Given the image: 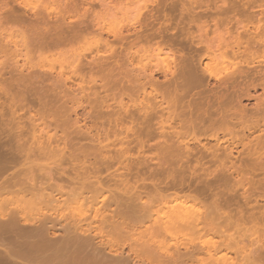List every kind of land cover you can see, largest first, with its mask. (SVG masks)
I'll list each match as a JSON object with an SVG mask.
<instances>
[{"label":"bare ground","instance_id":"6f19581e","mask_svg":"<svg viewBox=\"0 0 264 264\" xmlns=\"http://www.w3.org/2000/svg\"><path fill=\"white\" fill-rule=\"evenodd\" d=\"M172 1H173V3L171 2V4L168 5L167 0H153L151 3L152 8H149L148 5L142 6L141 3L140 4L135 3V6L133 4L134 10H136L138 12L137 15L135 16L134 22L130 25L124 24L122 26L119 34L115 37L113 42H111L110 40H104V41L102 40V43L105 44V47L107 48V52L110 51L112 53V56H110L111 54H109V55H107V57H105V59H102L103 56H100L101 58H98V57L96 58V56H94V57L90 58V60H88L89 58H86L87 56H83L84 54L81 53L82 54L81 56L78 55V51H77L76 46L78 45L79 42L81 43V40L85 41L88 37H90L92 35H97V36L101 37L105 33H108V34L110 33V32H108L109 29H107L108 21L106 20V18L109 15L111 9H113L115 7L114 3L112 4L110 2L111 4H108L109 3L108 2L106 5L103 3L104 5L102 8H103L104 12L102 13L103 15H101V16L93 15L94 12H91L92 10L90 11V13H93V14H90L87 11L89 8L86 4L88 9L85 11V7H84V12L85 13L88 12L90 15H86L87 17H85L84 20H82L83 16L85 15L84 13H83L84 15L82 16V19H81V17H80V19H77V18H79L78 15H76V17L71 16L70 18L66 19L68 17L67 15L69 13L71 15V13L73 14L75 11H78L77 9L80 10L81 6H84V4L79 3L78 0H64L63 3L64 2L65 3L63 5V3L61 2V5H63V6L61 7V9L59 10V12L57 13L56 16H54L52 13H50V15L52 14V17L49 15L47 16V14L44 15V13L37 14L35 12H34L33 17L32 16L30 17L28 11L31 8L29 7L30 9L28 10V8L26 6L27 4L24 3L25 5H22V3H20L21 5L20 4L18 5L17 4L18 2H15L16 5L21 7V8L19 7L21 11H19V9L17 8L18 6L16 7V5H15L14 7H16V8H14V7L9 5V2H10L9 0H0V12H1L0 17H1V19L4 18V19H2V20H4V21H2V22H4V24H8L9 26H12V27L21 25V28H23L25 26H26V28L30 27L31 29H33V28L37 29L38 27L42 28V30L40 28H38L39 29L38 31H40V32H38L36 34L37 31H35V35L33 36V38H32V36L31 37L29 36L30 39L28 38L29 40L26 42V45L24 44V47L27 49V52L30 53V55H32V53H34V52H36L37 54L40 53V56H44L46 53L50 54L52 52L53 53L54 52L55 53L56 52L57 53L58 52H61V53L62 52L63 53L69 52L76 57V62L73 66V73L76 76L79 75L80 77H83L84 76L83 73L88 72V74L90 73L91 75L96 74V77L99 76L97 79H101V81L99 80L100 83L98 84L99 89H97L96 83L94 84V86L92 85L93 87H89V88L87 86H85L86 87L85 88L84 85H83L84 88L78 87L77 90H79V94L82 97L83 96H86V97L87 96L88 97L93 96L96 99V100L94 99L95 101H93V102H97L98 100H100L101 106L109 104V100H111L112 98L113 99L115 98L116 100H117V98L120 99V110L118 108L117 112L115 111V113H114V111H113V113L110 112L109 114L104 112L105 114H107V115H104V116H106V118L102 114H99V113L98 114L100 116L96 115V117H95L97 119L98 116H99V118H101V116H103L101 119L98 118L99 120L98 119L97 120L98 121L102 120L103 124H105V122H106L108 127H105L106 124L104 126L101 124L103 128L100 127L99 130H97V133L95 132L96 134H94V135L92 134L93 130L90 127L88 130L85 129L87 131V135H89L88 136L89 141H90V139H92L91 144L93 145L95 142L96 145H98V146L95 147L96 145L94 144L95 146H93V147L90 146L88 149H85V150H84V148L86 146L84 148L81 147L83 140H85L86 138H87L86 140H88L86 132L84 133L82 131V127H81L82 132H79V134L82 133V134H85L86 136L84 137L82 135V137L84 139H82V137L77 138L76 135H79V134H77L78 132L75 133L76 134L75 136H76V140H78V142L80 140L82 141L81 143L80 142L78 143L77 141L76 142H77V144H79L78 146L80 147V149L82 148L81 150H83V151H81L80 149L78 150L77 149L78 146H76L77 144L73 143L74 146L77 148H75L76 150H74V151L72 150L73 152H70V154L68 153L69 155H67V153L63 154V152L65 151V148H62V146H63L62 144L68 142L65 140L68 138L69 139L72 138L74 132L73 133L71 132L72 134L69 133V135L67 133H64L63 131H65V130H63V129H65V127H63V129L61 128L63 126L62 121H61V124H62L61 127H60V125L59 126L57 125V122L55 124V127L57 126V127H60L62 129V131H61V129H60V131L62 132L63 137L58 136V133L56 135V132H58V130H55L57 128L56 127L54 129L56 132L50 133V134H53L52 136H50V135L47 136L48 139H46V137H45L44 140H46V141H42L44 137L42 138V134H41V137L38 134L39 136L38 135L37 136L42 138V139H38V137H37V139H38L37 140L35 137L36 135H35L34 137L37 140V142L35 143V142H33L34 138H31V136H32V134H31L29 140L30 141H31V139L33 140V141H31V143L33 142V145H32V144H29L30 141L27 142L28 144L26 143V141H25V143H22V142H23V140H27V139H24V137L26 135H28L26 132V130H27L26 126H28L27 124H29L30 126L33 125L30 123H32V121H34V120L31 118V122H29V123L25 122L26 123L25 124L26 130H25L23 128L24 126L22 127V125H23L22 121L21 122L19 121L20 122V124H19L18 122L16 123V121H18V120L15 121L13 119L14 115H12L13 117L11 118V115L9 114L10 116H7L8 117V120H7V117L4 114L3 115L1 114V116L4 118L3 122L6 124L7 127L10 128L9 125L11 124L10 122L12 120L15 121V123L17 124L16 126H18V125L21 126V128H18V129L21 130L20 131L21 132L20 137L22 138V142L20 141V137L19 138L16 137V136L20 135V133H18V131L15 130V132H17V134H19V135H17L15 132H13L14 129H13V131L4 132V129L6 126L3 128V126L5 124L3 122L0 123V124H3L2 126L0 125L1 126L0 132H2L3 135H4V133L7 134V132H8L9 138H7V135L5 134L6 139H8V141L11 140L9 142V144H7L8 142L6 140H4V142L5 141L6 142L3 144V142L1 143V141L3 139H5V137L1 139V136H0V139H1L0 145H2V144H3V146L7 145V147L11 146L10 148L6 147V149H3V150L12 149V147L15 148L14 152L12 149L10 154L5 153L7 151H5L3 153V150L2 151L0 150V264H237V262L239 263V261H237L236 263L231 262L232 260H230L231 256L229 254L238 253L240 244L238 245L237 244L238 242L234 241V240H237L236 238H234L232 240L230 239V238H233L235 236L232 234L233 237H230V236H232L231 233H230L229 239H228V237H227L228 234H226L227 233L226 230L230 226H232V227L229 229L237 228V226L235 228H233V226H235L234 225L235 222H234V224L231 223L232 220L237 221V222L240 220H241L240 222H242V220H244L246 222V220L248 221L249 218L251 219V217H249V216H252V218H253L251 221L255 220L258 223L261 221L260 223H262V220H264V219H262L263 217L261 215H259V213L261 212L264 214L263 211L260 210V212H258L259 210L256 211L257 209H254V210H252L254 213V216H253L250 213V210L252 208L248 211L246 210V208L247 209L250 208L248 206L245 209H243V207H242L243 210L240 209V207H239V209L242 211H238L235 213L232 212L233 214L231 212H228V211L225 212L224 210H222L223 211L222 212L221 208H220L223 206L221 201H219V203H221L222 206L221 205L218 206L219 204L215 205L214 203L213 204L215 206H213L212 202H211V204H209L210 203L209 202L208 203L209 205L208 204L206 205V203H204L205 201L203 202V201L199 200L200 198L198 199V197H197V196H201L202 194L197 195L196 196L197 198L196 197L193 198L194 195H193V197L192 196L185 197L184 195L181 196V195H178L176 192H174V193H176L177 195H175V194L172 195V193L169 194L170 190H174L173 185L169 186L171 184H169V185L167 184L165 186L161 185L162 187L161 186H155L154 187V189L156 188L155 193L153 191V193L150 194V197H149V194H146V195H148V197H143L142 196L143 193L139 192V190L145 189L143 191H145V193H147L146 190L149 189V186H147L148 188L143 184H142V186H140V184H139V186H136L135 184L133 186V185H131L132 183L129 182L131 179L132 180L136 179L135 181L133 180V183H136L137 185H138L139 181H142L144 183L145 178L141 179L142 175L140 177L139 174H142L141 172H144L143 170H144L145 166H144V168L141 166L146 164V163L145 164H142V163L139 164L140 161H142V160H140L139 163H137V165H135V167L141 165L140 166L141 170H142V168H143V170L138 171V173H136V174H138L137 176H136V174H135V176H133V174L136 171L134 173H132L134 170L128 169L126 167V165H128V163L125 164V162L126 161L128 162L129 158H131L130 155H127V153H131V152H129L131 149L129 147L132 146V144L136 143L137 145L139 144L138 146L136 145L137 147L140 146V149H144L146 147L145 146L146 142H148L149 140L150 141L152 140L150 138H152L154 135L155 136L157 135L156 137H153V138L160 139L159 137L161 136L160 135L158 137L159 132L157 134L153 133L154 135L152 134V131L156 130V129L151 128V126L153 124L151 125L150 122L148 123L149 119H151L149 121H151L152 123L154 121L152 118H156L157 120H158V118L159 119L162 118L163 121H165L167 119V122H165V124L169 123L170 128L173 127L171 124V122H173V121H177L178 125H180V126H186L187 125L191 128H196L197 126L203 125V123L205 122V119H204L205 117L201 118L202 116L201 117L199 116L200 118L199 117H198V119L196 118L197 120H195V121H191V120L187 121V119H182V117L180 116V114L183 111L180 112L179 116H177L178 115L177 113L175 115V112L179 106L183 105L184 98H186L190 94V92L193 88L195 89V87H204L206 84H208L210 78H215L216 71L214 69H212V65L210 63H208L210 61L208 60L207 63L206 62L204 63V61H205L204 59L210 57V60H211V57H212L211 54L213 51H214V53H216V50L213 49L210 41L208 42V40L207 41L206 40L205 41L199 40V42H196L195 40H198V39H196V37L193 36L194 34L190 31V28L192 27V25H195V26L197 25L198 27L197 26L196 27L198 29H200V28L203 29L202 27H200L201 25H199L197 23L199 21V19L203 18V17H201V15L203 16V14H200L198 9L199 8L201 10H205V9L211 10V9L208 7H206L205 9L204 8L202 9L201 8L202 6L200 7L199 0H189V5H187V3H188L187 1L185 3V1H183V0H176V1L172 0ZM137 2L139 3L140 1L137 0ZM221 2L223 3V1H221ZM254 3H255V1L253 2V4ZM232 4H231V6H232ZM259 4L261 5V3H259ZM237 5L238 4H236V6ZM234 6H232V7H234ZM241 7H242V5L239 7V9H241V12H242ZM263 7H264V4H263ZM229 8H230V6H229ZM250 8L251 7H249V9ZM252 8H254V7H252ZM16 9H18V10H16ZM22 9H23V11H22ZM221 9H222V6H221ZM236 9H238V8L236 7ZM255 9H257L256 5H255ZM82 10H83V8H82ZM94 10H95V8H94ZM177 10H179V11H177ZM228 10H229L228 7H226V8L224 7V10H222V11H223V13L225 12L227 14V12H229ZM233 10L238 12V10H235V9H233ZM72 11H74V12H72ZM214 11L216 12V10H214ZM252 11H253V9L251 10V12ZM258 11H260V10H258ZM78 12H80V11H78ZM78 12H77V14H78ZM176 12H179V13L176 14ZM207 12H209V11H207ZM48 14H49V12H48ZM212 14H214V13H212ZM218 14L221 15L219 12H218ZM240 14L242 15L243 13H240ZM244 14H245V12H244ZM263 14H264V12H263ZM3 15H4V17H2ZM204 16H205V14H204ZM214 16H216V15L214 14L213 17ZM224 16H227V15H224ZM251 16L252 15L250 13V17ZM257 16H259V15H257ZM214 18H216V17H214ZM219 18H220V16H219ZM219 18H217V19H219ZM243 18H245V17H243ZM247 18H245V19L247 20ZM260 18H262L261 14H260ZM222 19H223V17H222ZM251 19H252V17H251ZM251 19H248V21ZM262 19H264V18H262ZM223 20H225V19H223ZM226 20H227V18H226ZM216 21H218V20H216ZM216 21H215V23H216ZM255 21H257V20L255 19ZM258 21L260 22V19ZM227 22H229V21H227ZM237 23L239 25L240 22L237 21ZM252 23L254 24V22H252ZM249 24H250V22H249ZM262 25H264V22ZM262 25H261V27H262ZM246 27L247 26L243 27V29H244L243 32L245 33V36L241 37L242 35L241 36L239 35V36H237V38L234 37L233 43L231 42L232 44H230V43H229L230 45L228 43L226 44V47H225V48H227V49H225L226 52H222L221 56L225 55L227 57L228 54H231L234 57H239V56H243V55H246V56L252 55L253 56L252 53H254V52H252V51L254 48H257V47L259 48V50L260 49L262 50V51L260 50L261 52L264 53V33L261 32V31H263V27H262V29L258 25L252 26L250 28H246ZM206 28H207V26L205 27V29ZM259 28L261 29V31H259ZM2 30L3 29L1 28V31ZM26 30L29 31L30 29H26ZM31 32H32L31 35H33L34 31H31ZM31 32H29V34ZM169 32H172L171 34H173V35L168 36L167 33H169ZM83 39H85V40H83ZM25 40H27L26 37H25ZM102 43H100V45ZM152 45H156L157 48L160 49V51L167 52L169 55V58L171 60L170 65H172V67L169 66V68H172V69L169 70V68L167 69V67H166V69L163 72L161 71L162 72L161 74H163L165 77V79L164 78L163 79H164V81H166V83H161L160 81L158 82V80H160V79H158V80H157V78L155 79V76H154V74H156L155 72H158L160 70L149 68L147 66V64L144 63V61L147 57L146 56L147 52L152 47ZM4 47H6V46H4ZM100 47H102V46H99V48ZM16 51H18V50H16ZM24 53H25V51H24ZM28 53H26V56H27L26 59L27 60L29 58ZM97 53H99V52L97 51ZM214 53H213V55H214ZM16 54L17 53H15L14 55H16ZM21 56H22V54H21ZM33 56H35V55H33ZM252 56H251V58H252ZM13 58H16V57H13ZM30 58H31V56H30ZM30 58H29V60H30ZM112 60H114V61H112ZM136 60H138V62L141 63V65L139 67L138 66L135 67L136 64L134 65ZM111 62L114 64H110ZM18 63H19V61H18ZM24 63H25V65L24 64L23 65H24V68L26 69L25 66H27L26 65L27 63H26V61ZM255 63L252 60L249 63L247 62L246 65L248 66V68L254 69V68H256ZM258 64H264V60L259 61ZM31 66H28V67H30L31 70L34 72L35 66L34 67L32 66L33 69ZM260 66L258 65V67H260ZM24 68H22V69H24ZM30 68H29V71H30ZM36 69L38 70V68H36ZM29 71L27 70L26 72L31 77L32 71H30V73H29ZM38 71H40V70H38ZM38 71H36V72H38ZM43 71H46V70H43ZM43 71L42 72L40 71L39 73H42V75H43L44 74ZM253 71L254 72L256 71V73H254L255 76L258 77L256 79H259V77H260V80H264V69L263 68L259 69V70L256 68ZM51 72L53 73V71H50V72L47 71V73H50V74L45 73L48 76L47 78H46V76L44 77V82L46 81V84L49 80V77H50L49 75L52 74ZM10 73H9V75H10ZM17 73L19 74L18 70H17ZM24 73L25 72L23 71V74ZM39 73L35 74V72H34L32 77L34 78V76L36 75L35 77L38 79L43 78V77H41L42 75ZM238 73H243V71L238 70ZM23 74L20 76L21 79L30 78L27 76L26 73H25L26 77ZM37 74H39V77ZM247 74H249V73H247ZM0 75L4 76L2 74H0ZM14 75L17 76V74H13L10 76L11 79H12V77L14 78L13 79L14 81L8 80L9 82L13 83V82H15V79L17 81V78ZM81 75H83V76H81ZM52 76L54 77V75H51V80L53 79ZM87 76H89V75H87ZM168 76H170V77H168ZM230 76L232 77V75H230ZM230 76H228V77H230ZM32 77L30 78V80L29 79L28 80L33 81ZM60 77L61 76H59V78ZM89 77H91V76H89ZM96 77H95V79H96ZM65 78H66V76H65ZM236 78H239V77H236ZM5 79H7V78H5ZM61 79H63V80H61ZM86 79H88V78H86ZM229 79H231V78H229ZM244 79H245V77H244ZM55 80H58L57 77H56V79L50 81L52 83L48 82L50 84H53V86L52 85L48 86L49 89H50V87L51 88L55 87L54 86L55 84L53 83ZM21 81H20V83L22 85L23 82H21ZM27 81L24 84L25 88L22 85V89H24V90H26L28 88L26 86L29 85L31 87L33 84H35L37 82V79L35 80L36 82L35 83L32 82V84L29 82H28L29 83L28 84ZM40 81H38L36 84H38L39 82L41 84L43 83L42 80H40ZM58 81L61 83V81L64 82L65 80H64V78H60ZM7 82H4V83L9 85V83H7ZM57 82H56V85L58 87V85L60 83L58 82L59 83L58 84ZM239 82H240V80H239ZM11 83L9 85V88L11 86V89H12V87H15L16 84L14 85V83L13 84H11ZM20 83H17L18 85H16V87H18V90H19V88L21 89ZM46 84H44L43 86L45 87ZM62 84L64 85V83H61V85ZM231 85H233V84H231ZM246 85H247V83H246ZM261 85H262V83H261ZM33 86H35V88H37L36 85H33ZM37 86H39L38 88L42 87V85H39V84ZM222 86L225 89L224 91H226V93L223 91L224 93L216 95V97H212V96L211 97L212 98H218L221 106L218 105L219 108H215V107L214 108L217 109V112L219 111L220 116L222 115L221 118H223V120H225V122L226 121L228 122V119H231L232 115H234L237 112H235V109H233V107H232L234 112H232L233 114H231L230 113L231 108L228 109L229 106L227 108V103H228L227 100H229L228 99V96H229L228 91L232 87L228 86L227 82L223 83ZM251 86H252V84H251ZM262 86H264V84ZM16 87L13 88V90L17 89ZM30 87L27 90H29L30 92H34L35 90H33V89H35V88L33 87V89H31L32 87L31 88ZM95 87L97 90L95 89ZM56 88H55V90H56ZM59 88H61L60 85H59ZM76 88H77V86H76ZM207 88H209V87L207 86ZM241 88L245 89L246 87L244 86V88L243 87H241ZM22 89L20 91H22ZM44 90H46V89L44 88ZM63 90H64V88H63ZM63 90H62V92H63ZM20 91L18 92V94H16L14 92L16 95H14V96L12 95V96H13V99H15V102L18 99H20L18 101H22L21 108L20 107L19 108L23 112V109H24L23 103L28 102L26 105L29 106L28 104L31 103V102L29 103V101H31L33 99H31V100L29 99V101H28L27 97L25 96L27 94L29 96L30 92L27 93V92L23 91L24 93H27V94H24V93H21ZM37 91H40V92H38L36 96H38L39 93H42L43 94V97H42L43 100H46L43 103H48V104L43 105V111H46V108L44 109V107L46 105H47V108L51 107V106H49V104L53 103L51 101L52 99L49 100L50 103L46 99L47 98L46 94H50L51 90H49L50 91L49 93L45 94L46 97L44 96L43 88H42V92L40 89H37ZM64 91L65 92L67 91L66 88ZM213 91L211 90L210 92H212V94H213L214 93ZM240 91L242 92L243 90H240ZM57 92H58V90L55 91L54 94ZM65 92H63V93H65ZM102 92L105 93L104 96H101ZM19 93L23 94V96H24L23 98H26L27 100L26 99L22 100V96L20 98ZM59 93L60 92H58L57 95H59ZM195 93H196V91H195ZM216 93L218 94L219 92H216ZM42 94H40L39 97L42 96ZM71 94L74 95L73 92ZM200 94H199L200 99H203ZM30 95H31V93H30ZM51 95H53V94L51 93ZM51 95H49V96H51ZM61 95L62 94H60V99H63V98H61ZM193 95H194V93H193ZM236 95H238V94H236ZM12 96H9V97H11V101L8 99L10 104L13 103L12 102ZM62 96L66 97V96H70V95L68 94V95H62ZM152 96H156L155 99H157V101H159L158 103L156 102L157 106H154V104H152V103H155V101H156L155 99H154V102L151 103L150 98ZM240 96L243 97L244 95H240ZM39 97H36L37 101L36 100H34V102L32 101L33 103H31L29 110H27L28 112H30V110L33 107L35 109V106H32V105L36 104V103L38 104V99H41V100H39V104H43L42 98H39ZM55 97H56L55 99H57L58 101L60 100L57 98L58 96L55 95ZM73 97H78V96L75 94ZM139 97L140 98L143 97V99H142V101L140 99L141 102L137 103L136 98H138V101H139ZM30 98H33V97L31 96ZM158 98H160V100ZM250 98H252V97H250ZM55 99H53V100H55ZM75 99L77 100L80 98H75ZM135 99H136V101H134ZM151 99H153V98H151ZM192 99H194V98H192ZM237 99H238V97H237ZM149 100H150V102H149ZM24 101H26V102H24ZM188 101H189V99H188ZM238 101H239V99H238ZM238 101H236V102L239 105ZM15 102L13 104H15ZM61 102H63V101H61ZM127 102L128 103L131 102V104H132V102H133V104L135 103V105H131V106H134V109L132 108L133 110H131L130 106H129V108L127 107V105H128ZM230 102L231 103L233 102L232 97H231ZM17 103H19V102H17ZM98 103H99V101L97 103H95L96 106H94V107L98 108L100 106V105L99 106L97 105ZM164 103L167 105L164 106ZM57 104L60 105V103H57ZM91 104H93V103L90 102V105ZM217 104H218V102H217ZM113 105L111 104V106H113ZM202 105H204V104H202ZM224 105L226 107H224ZM67 106L68 105H66V108H67ZM232 106H233V104H232ZM239 106H241V105H239ZM39 107H41V106H39ZM39 107L38 108L36 107V112L34 110H31V111L33 113L35 112L36 113L35 115H38V113L42 110ZM59 107L58 108L56 107V110H58ZM189 107L192 108L191 106H189ZM211 107H212V105H211ZM256 107L257 106L255 105L254 108H256ZM13 108H15L14 105H13ZM19 108H18V110H19ZM53 108H55V107H51V111H53L52 112L53 113L52 114L53 119L50 115L51 111L50 112L46 111V113L44 112L45 114L48 113L47 116L49 115L48 117L52 120V122L59 115V113H61V111H62L60 109V112L58 113L57 111L55 112L53 110ZM196 108L198 109L197 106H196ZM26 109H28V107ZM98 109H95V110L97 111ZM192 109H194V107ZM205 109H207V108H205ZM256 109L260 110L262 108L260 107V109H258V108H256ZM256 109H255V111H256ZM47 110H50V109H47ZM66 110H64V111L66 112ZM91 110L93 111V109H90V111ZM194 110H192V111H194ZM201 110H203V109H201ZM212 110H214V109H212ZM212 110H211V112H212ZM13 111H14V109H13ZM19 111L16 110L15 113L18 112V114L20 115ZM27 111H26V113L28 114ZM64 111H63V113H64ZM90 111H89V113H90ZM192 111H191V113H192ZM208 111H210V109ZM236 111H237V109H236ZM249 111L251 112V110H249ZM68 112H70V110ZM238 112L245 113V112H242L240 109L238 110ZM250 112H248L250 116H251V113H253V114L255 113L253 111L251 113ZM33 113H32V115L29 113V116H33V118H34L35 115ZM54 113L55 114L58 113V114L56 116H54L55 115ZM187 113H189V112H187ZM246 113H245V117H246ZM27 114L21 113V119L24 118L23 115L26 116ZM45 114L43 116L44 120L46 119ZM93 114L94 113H92L91 115H93ZM137 114H139L138 116H143V117H137ZM165 114H167V117L164 120L163 117H165ZM263 114L264 113H262V115L261 114L260 115L263 117ZM70 115H68L66 117H69ZM204 115H205V113H204ZM213 115H215V114L213 113ZM237 115H239V114H235V116H237ZM241 115L242 114H240V116ZM254 115L257 116L256 113ZM4 116L6 117V119ZM59 116L57 117V119L59 118ZM187 116H188V114H187ZM207 116L208 115H206V118L209 117V116L208 117ZM48 117H47V119L49 120ZM239 117L236 119H239ZM257 117L259 118V116H257ZM9 118H11L12 120H10ZM25 118L28 121L30 120L29 117H25ZM35 118H36V116H35ZM95 118H94V120H95ZM104 118L106 119V121L105 120L103 121ZM139 118H142V119H139ZM2 119H0V121ZM41 119H39V120H41ZM212 119H214V118H212ZM250 119H252V116ZM5 120H7L10 124L7 125L8 123ZM36 120L34 122H36ZM67 120H69V118H67ZM78 120H79V118L77 119V121ZM162 120L160 121L159 124L157 123L159 125L158 129H159V131H161L162 136L165 135L164 137H166L167 135L169 136V132L168 133L166 132L167 134H164L165 131H167V129L165 127H163L164 122L162 123ZM234 120H235V118H234ZM45 121H44V124L46 126ZM74 121H76V120H74ZM96 121H95V123H96ZM241 121H242V119H241ZM46 122L49 123V121H46ZM63 122H65V121H63ZM198 122H199V124H198ZM21 123H22V125H21ZM76 123L77 122H75V125H76ZM255 123H257V122H255ZM255 123H252V124H254V126H255L256 125ZM36 124L38 125L37 122H36ZM36 124L34 123L33 128L36 127ZM149 124L151 126H149ZM229 124H230V121L228 122L227 125H229ZM235 124H237V122ZM246 124H247V122H246ZM70 125H72V123ZM75 125H74V128H75ZM92 125H93V123H92ZM139 125L140 126L142 125V127H140ZM146 125H147L146 129H144ZM14 126L15 125H13V128H14ZM16 126H15V128H17ZM30 126L28 128L29 130L32 129V126L31 127ZM39 126H40V124L37 126L38 131H40ZM49 126H54V125L52 123ZM64 126H65V124H64ZM11 127H12V124H11ZM68 127H69L68 129H70V126H68ZM98 127H99V125H98ZM98 127H96V129ZM9 128H7L5 130H9ZM76 128H77V126H76ZM84 128H85V126H84ZM164 128H165V131H164ZM49 129H50V127H49ZM57 129H59V128H57ZM77 129H79V128H77ZM90 129L92 131H90ZM186 129H187V127H186ZM24 130L26 133L24 132L25 136L23 135L24 137H22V134H23L22 132ZM32 130H36V129H32ZM170 130H172V129H170ZM189 130H190V128L188 129V131ZM206 130H208V128ZM45 131H46V129H45ZM47 131H48V128H47ZM190 131H192V130H190ZM211 131H212V129H211ZM214 131H216V130H214ZM256 131H258V130H256ZM10 132L12 134H10ZM41 132H42V129L40 132H37V133H41ZM44 132H43V135H45ZM155 132H157V131H155ZM177 132H178L177 136L179 135V133H180V135H179L180 137L183 136V135H181L182 134L181 132H179V131H177ZM192 132H194V131H192ZM2 133L0 135H2ZM29 133H30V131H29ZM185 133L187 134V132H185ZM13 134H14L15 138L19 139V142H17L18 140L14 138V141L16 140V142H17V143L16 142L14 143ZM59 134H61V133L59 132ZM70 134H71V137H70ZM3 135H2V137H3ZM145 135L148 138L147 137L145 138ZM168 136H167V138H168ZM10 137H12V139H10ZM26 137H28V136H26ZM211 137H212V135H211ZM167 138H164V139H167ZM170 138H173V137H170ZM188 138H189V136H188ZM147 139H149V140H147ZM157 139H155V141ZM179 139L176 140V143ZM73 140H75V138L74 139L72 138V140H70V141L75 142ZM168 140L170 141L169 138H168ZM169 141H167V142H169ZM105 142H107V143H105ZM152 142H151V145H152ZM180 142H181V140H180ZM180 142H178V143H180ZM182 142H183V140H182ZM19 143H20V145H19ZM84 143H86V142L84 141L83 144ZM104 143H105V145H104ZM115 143H116V146H117V143H119L122 146L125 144H128L129 145V146H127L128 151H127V147H126L125 148L126 150H124V148H123V150H121L119 152L115 150L116 152L113 153L112 152L113 150L111 151V148H115ZM158 143H159V141H158ZM12 144L13 145L16 144V146H13ZM17 144H18L19 149L21 148L20 152L17 150L18 149ZM25 144L27 147L29 146L28 149H26L25 147H22ZM80 144H81V146H80ZM164 144L167 145L166 143H164ZM182 144L183 143H181V145ZM68 145H69V147H71L70 143ZM71 145H72V143H71ZM87 145H88V143H87ZM159 145H160V143H159ZM171 145H173V144L171 143ZM185 145H187V144H185ZM216 146H218V145L216 144ZM160 147H157V148H160ZM162 147H163V149H166V148H164V146H162ZM206 147L205 146L203 147L204 152H205V155L203 157L206 158L205 156L208 157V155L210 154L213 157H209V158H214V159L217 158L216 161L211 159L212 162L214 161L213 163L210 161H207L208 163H212V164H215V162H216V164H215L216 167L214 169H211L209 167L210 165L206 166L207 162L203 163L202 160L204 158L201 157L202 163H198V164L202 165L201 169H199L200 172H201V170L204 171V176L201 174L203 176V177L201 176L202 178H204L206 176V174L208 176L213 175L214 177L217 175L216 176L217 178L215 177L214 179H216V181H217L218 177L221 178L222 179V180L220 179L221 183H219L220 180H218V183L223 184L222 181L223 180L224 181L229 180V177H230L232 179L227 181L228 182L227 184L229 185V183L231 182V184H232L233 183L232 181L235 179H237V181L239 183V181H240L239 176H241V175L245 176L246 173H248L249 169H245L246 170L245 171L244 166L242 164L241 165L243 167L241 168V167L236 166V163H234L233 160H230V158L232 159V156H233L232 152L228 151V149H226L225 146H224V149H225L224 153L226 155L224 154L225 156L223 157L225 159L222 158L223 152L220 150L222 147L221 148L216 147L217 149L214 147L216 149V151H214L213 149H212L213 151H211L210 149H208ZM3 148H5V147H3ZM199 148L201 149V147H199ZM121 149H122V147H121ZM151 149H153V147ZM163 149L162 148L157 149V150H160V153H161V154L159 153L160 155H162L163 152L167 153V151H170L172 153L171 150L166 149L165 151H163ZM179 149H181V148H179ZM182 149H183V147H182ZM218 149L221 151V153L220 152L218 153ZM229 149L231 150V148H229ZM15 150L17 151V153ZM178 150L173 151L172 155L170 154V156L171 157L172 156L179 157L184 152V150H182L183 152L181 151L182 153ZM189 150H191L190 152H192V150H193L192 146ZM235 150H236V148H235ZM186 151H187V149L185 150V152ZM66 152H67V150H66ZM157 152H159V151H157ZM165 153H164V155H165ZM196 153H199V152H196ZM243 153H245V152H243ZM145 154H146V152H145ZM19 155H21V159H20ZM126 155L129 156V158ZM164 155H163V157H166V160L168 157H170L169 155H165V156ZM244 155H247V154H244ZM244 155L242 156V157H244L243 161L247 162L249 158L246 161L245 160L246 158ZM195 156H196V154H195ZM57 157L60 158L59 161L56 162L57 161L56 160L54 162V160ZM124 157L125 158L127 157L128 160L124 159V160H126V161H124L123 160ZM141 157H143V156H141ZM163 157H161V158H163ZM262 157L260 156V158H262ZM174 158H176V157H174ZM253 158L254 159H249V161L255 160V162L253 164H251L253 161L250 162V165H251V167L253 165L256 170L257 169L259 170V168H256L257 164H258L257 163L258 159L256 158L257 159V162H256L255 157H253ZM258 158H259V156H258ZM139 159H140V157H139ZM228 159H229L230 163L227 162ZM19 160H21V161H19ZM180 160H179V162H180ZM262 160H263V158H262ZM48 161H53L54 164L57 166V169H54V170H56L55 171L56 173L54 172L55 175L51 174V176L54 175L52 180L54 181L55 184H50L48 182L49 186L44 187L42 185L40 186V184H37V181L41 179L40 175L37 177L38 178L37 179V178H35L36 174L34 175L35 177L32 174H33V172H35V170L37 171V169H38V171H40V170L43 171V169H45V163ZM149 161H151V160H149ZM237 161H238V158H237ZM25 162H27L30 165L29 166L27 164L25 167L29 166L30 169H29V167L26 168L29 170H27V172H26L27 177L25 178V176H23L24 177V179H23L21 175L19 176V174L21 173V171L23 174V172L26 170L25 169L23 171L24 168L21 169V165H24ZM144 162H145V160H144ZM169 162H167V164ZM22 163H24V164H22ZM65 163L67 164V166L70 165L69 171H66V169H65L66 164ZM19 164H20V168L19 169L15 168V166H17ZM243 164H245V163L243 162ZM160 165H163V163L162 164L160 163ZM255 165H256V167H255ZM259 165H261V164H258V166ZM63 166H65L64 170H63ZM12 167L15 168V169L14 168L12 169L13 171L14 170H21V171H19V173L17 172V174H16V172L14 173V175L16 174L15 176L17 178L19 176L20 179L19 178L17 179L14 175H12V176L15 178L12 179V177L10 175V180H9L8 178H6V177H9L7 175L5 177V179H8V180H5V181L3 180V182H2V179H4V178H2L3 175H6L7 174L6 172H9L11 170L10 168H12ZM69 167H66V168L69 169ZM156 167H153V168L155 169ZM160 167L163 170V171L161 170L160 173L158 172L160 174V176H161V172L162 173L164 172L163 174L166 175V172L163 169V166H160ZM181 167L182 166L180 165V168ZM129 168H131V167H129ZM132 168H133V166H132ZM153 168H152V170H153ZM161 168H159V169H161ZM197 168H198V166H197ZM252 168H251V170H249L250 175L252 174V171L254 170V168L253 169ZM260 168L261 169L263 168L262 165ZM113 169H114V171H112L109 174L107 173ZM159 169L157 167L156 170H159ZM166 169H167L166 171L168 172V168H166ZM171 169H172V167H171ZM187 169H188V166H187ZM209 169H211V170H209ZM137 170H139V169H137ZM149 170H151V169H149ZM182 170H183V168H182ZM194 170H196V169H194ZM199 170H196V171L199 172ZM258 170H257V172H258ZM186 171L187 170H185L184 173L182 172V174L188 173V171L187 172ZM244 171L246 173H244ZM105 172L108 174V176L106 174V176H107L106 179L104 177ZM178 172H181V171H178ZM261 172H262V170H261ZM103 173H104V175H103ZM149 173L150 172H148V174ZM175 173L177 174V171ZM263 173H264V171H263ZM152 174H154L156 176L155 172ZM152 174H151V176H152ZM171 174H172V171H171ZM188 174H190V173H188ZM196 174H198V173H196ZM102 175H103V178H102ZM154 175H153V177H154ZM175 175H174V178H175ZM151 176H149L148 178H150ZM160 176H159V179L162 178V177L160 178ZM183 176L184 175H182V177ZM188 176L189 175H187V177H186L187 179H188ZM242 176H241V178H242ZM255 176L257 178L258 173ZM198 177H200V174ZM156 178H158V177H155V180H156ZM183 178H185V177H183ZM206 178H207V176H206ZM208 178H210V177H208ZM238 178H239V180H238ZM244 178L245 177H243V180L246 179V178L245 179ZM249 178H251V176ZM249 178H247V179H249ZM49 179H51V178H49ZM139 179H141V180H139ZM151 179H153V178H151ZM159 179H157V181H160ZM146 180H148V179H146ZM161 180H162L161 182H163V179H161ZM164 180H165V178H164ZM202 180H204V179H202ZM262 180H264V179H262ZM149 181H150V179H149ZM207 181H208V179H207ZM237 181L234 182V184L236 183V185H237ZM253 181H255V180H253ZM192 182H194V181H192ZM244 182L246 183V181H244ZM248 182H250V181H248ZM40 183L42 184L43 182H40ZM155 183H157V182H155ZM167 183H170V181L169 182L167 181ZM184 183H187V180ZM224 183H225L224 184V186H225L226 182H224ZM242 183H243V181L240 184H242ZM256 183L258 184L259 181H257ZM43 184L48 185L46 183H43ZM159 184H161V183H159ZM205 184H207V183H205ZM201 185L203 187L202 183H201ZM213 186H214V183L212 185V188H213ZM232 186H230V187H232ZM179 187H180V184H179ZM217 187H218V185H217ZM217 187H215V188H217ZM221 187L223 189V185ZM200 188H201V186H200ZM206 188H207V186H206ZM66 189H68V190L66 191ZM208 189H210V187ZM235 189L236 188H234L233 190H235ZM176 190H178V189H176ZM198 190H200V189H198ZM201 190L203 191L202 188H201ZM218 190H219V188H218ZM218 190H217V192H218ZM221 191L222 190L220 189V196L222 194H224L226 197V194L228 191L222 192V193H221ZM206 192L203 191V195H204V193L206 194ZM213 192H216V191H213ZM7 193H8L9 197L11 194L13 195V196H11L12 197L11 199L7 198L8 201L6 200L7 202H10L9 201V199H10L12 201L13 207L8 209V207H7L8 203L5 201V205L7 203V205H6L7 209H4L5 208L3 206L4 203L2 204V202H4L3 201L4 197H5V199H6V197H8V196H5ZM20 193H21V196L16 197V195H14V194H20ZM150 193H151V190H150ZM209 193L211 194V192H209ZM249 193H251V192H249ZM180 194H181V192H180ZM210 194H209V199H210ZM214 194H216L215 195L216 197L219 195L217 193H214ZM206 195H208V194H206ZM245 195H247V194H245ZM66 196H67V198H65ZM246 197L247 196H245L244 198H246ZM249 197H247V198H249ZM204 198L207 199V197H203V199ZM230 198H231V196H230ZM230 198L228 196V198H227L228 201H225V203L228 202V204H229ZM209 199H207L206 201H208ZM217 200H218V198L216 199V202H217ZM249 200H250V198H249ZM247 202H248V200H247ZM171 203H176V204L172 205ZM169 204L172 205L171 208L166 209L165 206L169 207ZM257 204H258V202H257ZM223 207H226V206H223ZM164 208L166 209L165 211H164ZM231 208H232V206H231ZM253 208H256V207H253ZM239 209H237V210H239ZM78 210H80V211H78ZM247 212H249V214H247ZM255 212L256 213L258 212V215L255 214ZM138 215H142L143 218H146V220L148 219V221H150V224L149 225H140L139 224L140 227L138 228L137 225L135 224V221H134V219L138 218ZM247 215H249V216L247 217ZM142 216H140V217L142 218ZM260 216L262 218H260ZM260 219H262V220H260ZM136 221H138V220H136ZM142 221H144V220H142ZM221 221H223V222H221ZM222 224H224V226ZM229 224H231V225H229ZM228 225H229V227H228ZM238 225H240L239 222H238ZM224 228H226V230ZM236 232H238V231H235L234 233L236 234ZM225 235H227V236H225ZM208 236H211V237L215 236V237H218V239H217V241H211V240L202 241V239L204 237H208ZM215 237H213V238H215ZM223 238H225V239H223ZM219 239H221V240H219ZM119 243H120V245L121 244H123V245H121L119 247ZM256 254L254 255L255 259L257 257L258 260H260L259 257H261L263 254L260 252L258 253L259 256L258 255L256 256ZM260 254H261V256H260ZM247 255H250V254H247ZM246 256H245V258H246ZM262 257H261V259H262ZM250 258H251V255H250ZM253 258L254 257L252 256V259ZM255 259H253V260H255ZM246 260H247V258H246ZM246 260H243V261H246ZM248 261H249V264H254V262H255V264L261 263L260 261L259 262L253 261V263H250L252 261L250 259L247 260L246 263ZM241 262H242V260H241ZM241 262L239 264H241ZM243 263H245V262H243Z\"/></svg>","mask_w":264,"mask_h":264},{"label":"rangeland","instance_id":"374dc122","mask_svg":"<svg viewBox=\"0 0 264 264\" xmlns=\"http://www.w3.org/2000/svg\"><path fill=\"white\" fill-rule=\"evenodd\" d=\"M10 2H9V5L10 6H12V7H14L15 5H16V3L15 2H18L17 4L19 5L20 3H22V5H25V4H27L26 6H27V8H28V12H29V15H30V17L32 16L33 17V15H34V12L35 13H37V14H41V13H44V15H46L47 14V16L49 15V16H51L52 17V14L54 15V16H56L57 15V13L59 12V10L61 9V7L64 5V3L66 2H64L63 3V1L64 0H9ZM79 1V3H82V4H84V6H81L80 7V10L79 9H77L78 11H80V12H78V11H72V12H74L73 14L71 13V15H70V13L67 15L66 13V15L68 16L66 19H68V18H70L71 16L73 17H76V15H78L79 16V18H77V19H80V17H81V19H82V16H83V19L82 20H84V18L85 17H87L86 15H90V14H93V13H90V11L91 12H94V14L93 15H98V16H101V15H103L102 13L104 12L103 11V5L105 4H107L108 2V4H113L114 3V5H115V7L113 8V9H111V11H110V13H109V15L107 16V18H106V20L108 21V25H107V29H109L108 30V32H110L109 34L108 33H105L104 35H102L101 37L100 36H97V35H92V36H90V37H88L86 40L85 39H83V40H85V41H82L81 40V43L79 44L78 43V45L76 46V48H77V51H78V55L79 56H81L82 54H84L83 56H87L86 58H89L88 60H90V58H92V57H94V56H96V58L98 57V58H101L100 56H103V58L102 59H105V57H107V55H109V54H111L110 56H112V53L110 52V51H108L107 52V48L105 47V44H103L102 43V40L104 41V40H110L111 42H113L114 41V39H115V37L119 34V32H120V30H121V28H122V26L124 25V24H132L133 22H134V19H135V16L137 15V11L136 10H134V6H135V3H137V4H140L141 3V5L142 6H145V5H148L149 6V8H152L151 6H152V1L153 0H138V1H140L139 3L137 2V0H78ZM95 1V2H94ZM168 2V5L169 4H171V2L173 3V1L172 0H167ZM170 1V2H169ZM176 1V0H175ZM183 1H185V3H186V1L188 2L187 3V5H189V0H183ZM221 1H223V3L221 2ZM199 0V4H200V7L203 9H205L206 7H208V8H210L211 10H209V9H205V10H201L200 8L198 9V11H199V13L200 14H203V16L201 15V17H203V18H201V19H199V21L197 22L199 25H201L200 27H202L203 29H198L195 25H192V27L190 28V31L194 34L193 36H195L196 37V39H198V40H195L196 42H199V40H203V41H207L208 40V42L210 41V43H211V45H212V47H213V49L214 50H216V53H214V51L212 52V57H211V60H210V57L209 58H206V59H204L205 61H204V63L206 62H208V60L210 61V62H208V63H210L211 65H212V69H214L215 71H216V73H215V78H210L209 79V82H208V84H206L204 87H195V89L193 88L192 90H191V92H190V94L186 97V98H184V100H183V105H181V106H179L177 109H176V112H175V115H176V113L178 114L177 116H179V114H180V112H182L181 114H180V116L182 117V119H187V121H189V120H191V121H195V120H197L198 119V117L200 116H202L201 118H204L205 119V122L203 123V125H200V126H197L196 128H191V127H189V126H180V125H178V122L177 121H173V122H171V124H172V128H170V126H169V123H166L165 124V122H167V119L165 120V118L167 117V114H165V117H163V119L165 120V121H163L162 120V118L161 119H159L158 118V120L156 119V118H152L153 120V123L151 122V121H149V120H151V119H149L148 120V123L150 122V124L152 125H150L149 124V126H151V128L152 129H156V130H153L152 131V134L153 133H155V134H157L158 132V137L161 135L162 136V133H161V131H159V129H158V127H159V123H160V121L162 120V123L164 122V125H163V127H165L166 129H167V131H165V128H164V131H165V133L164 134H167L168 132H169V136H168V138L170 139V141L168 140V138H167V136L166 137H164L165 135H163L162 137L160 136L159 138L161 139H157V138H153V137H156L154 134V136L152 137V138H150V139H152L151 141L149 140V139H147V140H149L148 142H146V144H145V148L144 149H140V146L139 147H137L138 145L135 143V144H132V146H130L129 148H131L130 149V151L129 152H131V153H127V155H130V157L132 158H129V156H127L128 158H129V160H128V158L126 157H124L123 158V160L124 159H126V160H128V162L126 161V160H124V161H126L125 162V164H127L128 163V165H126V167L128 168V169H132V170H134L132 173H134L135 171V173L133 174V176H135V174L136 173H138V171H142L143 170V168H144V166H145V168H144V172H141L142 174H139L140 175V177H141V175H142V178L141 179H144L145 178V181H144V183L142 182V181H139V183H138V185L136 184V183H133V180L131 181H129V182H131L130 184L131 185H133L134 186V184L136 185V186H139V184H140V186H142V184L143 185H145L146 187L147 186H149V189H147L146 190V192L147 193H145V191H143V190H145V189H140L139 190V192H141V193H143V197H148V195H146V194H149V197H150V194H152L153 193V191H154V193H155V189H154V187L155 186H165V185H169V184H171V185H169V186H174V190H170L168 193L169 194H171L172 193V195L173 194H175V195H184L185 197H189V196H192L193 197V195H194V197L193 198H195L197 195H201V196H197L198 197V199L199 200H201V201H205L204 203H206V205L209 203V204H211V202H212V205L213 206H215L216 204L218 205V206H220L221 205V203H222V205L223 206H226V207H223L222 205V207H220L221 208V211L222 210H224L225 212L226 211H228V212H238V211H242L243 209H245L246 207H250V208H246V210L248 211V210H250L251 208V210H250V213L254 216V213H253V211L252 210H254V209H257L256 211H258V212H260V210L261 211H263L264 212V180H262V179H264V173H263V171H264V114H263V117L261 116L262 115V113H264V86H262L263 84H264V80H260V77H259V79H256V78H258V77H256L255 76V74L254 73H256V71L254 72L253 70L254 69H264V64H258V62L259 61H262V60H264V53L263 52H261L260 50H259V48L257 47V48H254L253 49V51L252 52H254V53H252L253 54V56H252V58H251V56L250 55H243V56H239V57H234V56H232L231 54H228L227 55V57L224 55V56H221L222 54V52H226V50L225 49H227V48H225L226 47V44L228 43H230V44H232L233 43V40H234V37L235 38H237V36H241V37H243V36H245V33L243 32L244 31V29H243V27L244 26H247L246 28H250V27H252V26H255V25H258V26H260L261 27V25L263 24V22H264V19H262V18H264V14H263V12H264V7H263V4H264V0ZM230 1V2H229ZM247 1V2H246ZM255 1V3L253 4V2ZM61 2L63 3V5H61ZM77 2V1H76ZM102 2V3H101ZM111 2V3H110ZM233 4H232V3ZM252 4H251V3ZM25 3V4H24ZM94 3V4H93ZM104 3V4H103ZM203 3V4H202ZM232 4V6H236V4H238L236 7L238 8V9H236V7L234 8V7H232L231 6V4ZM259 3H261V5L259 4ZM86 4H87V6H88V8H87V6H86ZM102 6H101V5ZM133 4H134V6H133ZM136 4V5H137ZM202 4V5H201ZM209 6H208V5ZM230 4V5H229ZM251 4V5H250ZM18 5H16V7L18 6ZM21 5V4H20ZM206 5V6H205ZM216 5V6H215ZM220 5V6H219ZM242 5V12H241V9H239V7ZM250 5V6H249ZM255 5H256V8L257 9H255ZM205 6V7H204ZM218 6V7H217ZM221 6H222V9H221ZM229 6H230V8H229ZM258 6V7H257ZM260 6V7H259ZM16 7H14V8H16ZM20 6H18L17 8L19 9V11H21L20 10V8H19ZM30 7V8H29ZM84 7H85V11L87 10L88 12V14L87 13H85L84 12ZM216 7V8H215ZM224 7L226 8V7H228V11L229 12H227V14L224 12L223 13V11L222 10H224ZM244 7V8H243ZM249 7H251L250 9L252 10L253 9V13L251 12V10L249 9ZM252 7H254V8H252ZM82 8H83V10H82ZM93 8V9H92ZM94 8H95V10H94ZM213 8V9H212ZM215 8V9H214ZM18 9H16V10H18ZM219 11H218V10ZM233 9H235V10H238V12H236V11H234ZM247 11H246V10ZM250 11H249V10ZM255 9V10H254ZM32 10V11H31ZM214 10H216V12L213 11ZM221 10V11H220ZM258 10H260V11H258ZM22 11H23V9H22ZM177 11H179V10H177ZM207 11H209V12H207ZM231 11V12H230ZM234 11V12H233ZM263 11V12H262ZM48 12H49V14H48ZM77 12H78V14H77ZM218 12L221 14V15H219L218 14ZM243 13L242 15L240 14V13ZM244 12H245V14H244ZM249 12V13H248ZM256 12V13H255ZM262 12V13H261ZM31 13V14H30ZM50 13H52L51 15H50ZM84 13V14H83ZM179 12H176V14H178ZM212 13H214L216 16H214V17H216V18H214L213 17V15L214 14H212ZM230 13V14H229ZM232 13V14H231ZM250 13H251V17H252V19H251V17H250ZM258 13V14H257ZM261 14V17L262 18H260V14ZM204 14H205V16L207 17H205L204 16ZM263 14V15H262ZM65 15V16H66ZM92 15V16H93ZM212 15V16H211ZM220 16V18H219V16ZM223 15V16H222ZM224 15H227V16H224ZM234 15V16H233ZM254 15V16H253ZM257 15H259V16H257ZM0 16H1V12H0ZM53 16V17H54ZM257 18H256V17ZM2 17H4V15L2 16ZM91 17V16H90ZM210 17V18H209ZM222 17H223V19H225L226 20V18H227V20L225 21V20H223L222 19ZM229 17V18H228ZM235 17V18H234ZM239 19H238V18ZM243 17H245V18H247V20L245 19V18H243ZM255 17V18H254ZM206 18V19H205ZM217 18H219V19H217ZM232 18V19H231ZM234 18V19H233ZM237 18V19H236ZM2 19H4V18H2ZM1 19V17H0V74H2V75H4V76H1L0 75V116H1V114L3 115H5L6 117L7 116H10L11 115V118L13 117L12 115H14V120L16 121V120H18V121H16V123L18 122L19 124H20V122L22 121V123H23V125H22V123H21V125H22V127L26 130V128H27V130H26V132H27V134L28 135H26V136H28V137H26L25 135H24V132H25V130L22 132L23 134H22V137H24V139H27V140H23V142H22V138L20 137L21 136V130L20 129H18V128H21V126H16L17 124L15 123V121H13L11 118H9L10 120H12L10 123L12 124V127H11V124L7 121L8 120V117H7V120H5L8 124L7 125H9L10 126V128L9 127H7L6 126V124L3 122L4 121V118L1 116L0 117V119H2L1 121H0V123L1 122H3L5 125L3 126V128L6 126L7 128H9V130H5V129H7L6 127H5V129H4V132H6V131H13V129H14V131L13 132H15V130L16 131H18V133H20V135L19 134H17V132H15L17 135H19V136H16L17 138H19L20 137V141L22 142V143H25V141H26V143L27 142H29L30 140V135L32 134V136H31V138H34V141L31 139V141H33V142H37V140L38 139H42L43 137V140L42 141H46V140H44L45 139V137H46V139H48V137L47 136H52L53 134H50V133H55L56 131L55 130H58V132H56V135H57V133H58V136H60V137H63V134H62V129H63V127H65V129H63V130H65V131H63L64 133H67L68 135H69V133H73V136H72V138L74 139L75 138V140H73V141H75V142H72V141H70V140H72V138H68V139H66L65 141H68L69 143H70V146L71 147H69V143L68 142H66V143H64V144H62L61 146H62V148H65V151L63 152V154L64 153H67V155H69L70 154V152H73L74 150H76L75 148H77V147H75L74 146V144L76 143L77 144V142H78V140H76V136H77V138H79V137H82V135L85 137L86 135H87V131L86 130H88L89 129V127L93 130H91L90 129V131H92V134L94 135V134H96L97 133V130H99V128L100 127H102V125L104 126L105 124H106V122H105V124H103V122H102V120L101 121H98L99 119H101L104 115H107V114H105V113H110V112H112L113 113V111H114V113H115V111L117 112V110H118V108H119V110H120V99L119 98H117V100L114 98H110L111 100H109V104H107V105H103V106H101L100 105V100H98L99 101V103L97 104L99 107V109L97 108V107H94V106H96L95 105V103H97V102H93V101H95L96 99L93 97V96H91V97H86V96H81L80 94H79V90H77L78 89V87H82V88H84L85 86H87L88 88L89 87H93L94 86V84L96 83V86H97V89H99L98 88V84L100 83V81H101V79H97L99 76H97L96 77V74H88V72H85V73H83L84 74V76L83 75H81V76H83V77H80L79 75L78 76H76L74 73H73V66H74V64H75V62H76V57L73 55V54H71V53H69V52H52V53H50V54H48V53H46L44 56H40V53L39 54H37L36 52H34V53H32V55H30V53H28L27 52V49L24 47V44L26 45V42L30 39L29 38V36L31 37L32 36V38H33V36L35 35V31H37L36 32V34L38 33V32H40V31H38L39 29L38 28H40V27H36L37 29H31L30 27L28 28H26V26L25 27H23V28H21V25H19V26H9L8 24H4V22H2V21H4V20H2ZM205 19V20H204ZM222 21H221V20ZM245 19V20H244ZM248 19H251V20H249L248 21ZM255 19L258 21L259 19H260V22L258 21H255ZM216 20H218V21H216V23H215V21ZM232 20V21H231ZM235 20V21H234ZM254 20V21H253ZM201 21V22H200ZM205 23H204V22ZM227 21H229V22H227ZM231 21V22H230ZM237 21L238 22H240L239 23V25H238V23H237ZM226 24H225V23ZM234 22V23H233ZM249 22H250V24H249ZM252 22H254V24L252 23ZM3 23V24H2ZM204 23V24H203ZM216 25H215V24ZM237 23V24H236ZM206 24V25H205ZM8 25V26H7ZM11 25V24H10ZM250 25V26H249ZM4 26V27H3ZM7 26V27H6ZM207 26V28L205 29V27ZM236 26V27H235ZM249 26V27H248ZM159 27V26H158ZM227 27V28H226ZM262 27H263V31H261V29H262ZM262 27H261V29L259 28V31H261V32H263L264 33V25H262ZM1 28L3 29L2 31H1ZM25 31H24V30ZM26 29H30L29 31L28 30H26ZM41 30H42V28H40ZM238 29V30H237ZM205 30V31H204ZM31 31H34L33 33V35H31L32 34V32ZM172 31V30H171ZM29 32H31L30 34H29ZM178 32V31H177ZM28 33V34H27ZM172 32H169V33H167L168 34V36H171V35H173V34H171ZM240 33V34H239ZM238 34V35H237ZM27 38V40H25V37ZM28 36V37H27ZM202 38H201V37ZM207 37V38H206ZM29 38V39H28ZM111 38V39H110ZM200 38V39H199ZM25 41V42H24ZM232 42V43H231ZM99 43V44H98ZM100 43H102L101 45H100ZM7 44V45H6ZM229 44V45H230ZM4 46H6V47H4ZM99 46H102V47H100L99 48ZM4 47V48H3ZM98 47V48H97ZM151 47V46H150ZM153 47V48H152ZM152 47L148 50V52H147V57H146V59H145V61H144V63H146L147 64V66L149 67V68H152V69H158V70H160V71H158V72H155L156 74H154V76H155V79L157 78V80L158 79H160V80H158V82L160 81L161 83H166V81H164V79H165V77H164V75L163 74H161L165 69H166V67H167V69L169 68V66L170 67H172V65H170L171 64V60H170V58H169V55H168V53L167 52H165V51H160V49H158L157 48V46L156 45H152ZM23 48V49H22ZM16 50H18V51H16ZM225 50V51H224ZM24 51H25V53H24ZM97 51L99 52V53H97ZM15 53H17L16 55H14ZM26 53H28L29 54V58H30V56H31V58H30V60H29V58H28V60L26 59L27 58V56H26ZM82 53V54H81ZM213 53H214V55H213ZM21 54H22V56H21ZM24 54V55H23ZM18 55V56H17ZM33 55H35V56H33ZM43 55V54H42ZM98 55V56H97ZM210 55V56H211ZM74 56V57H73ZM109 56V57H110ZM214 56V57H213ZM13 57H16V58H13ZM254 61V63L256 64L255 65V67L256 68H248V66L246 65L247 64V62L249 63L250 61ZM18 61H19V63H18ZM26 61V65L27 66H25L26 67V69L29 71V68L30 67H28V66H35V70L36 71H38V70H40L41 72L43 71V70H46V71H43V73L45 74V73H47V71H53V73L51 74V75H54V77L52 76V80H54V79H56V77H57V79L59 80L60 78H64V80L66 81H61V83H64V85L62 86L61 85V83L58 81V80H55L53 83L55 84L54 86V88L52 87H50V89H49V87L48 86H50V85H52L53 86V84H50V83H52V82H50V81H52L51 80V75H49L50 77H49V80H48V82H50V83H48L47 82V84H46V81L44 82V77L46 76V78L48 77L46 74L43 76L42 75V73H39L40 71H38V72H36L35 70H34V72H35V74L36 73H39V74H41L42 76L41 77H43V78H36L35 76H34V78L32 77L33 76V71L31 70V68H30V71H32V80L33 81H29L30 80V75H28L27 74V70L24 68V65H25V62ZM112 61H114V60H112ZM137 61V62H136ZM135 61V63H134V65H135V67L136 66H140L141 65V63H139L138 62V60H136ZM18 63V64H17ZM23 66H22V65ZM110 64H114V63H110ZM109 64V65H110ZM258 65L261 67H258ZM31 66V67H32ZM111 66V65H110ZM254 66V65H253ZM14 67V68H13ZM24 68V69H22V68ZM33 67H32V69H33ZM247 67V68H246ZM19 68V69H18ZM36 68H38V70L36 69ZM15 69V70H14ZM170 69H172V68H169V70ZM243 69V70H242ZM17 70H18V72H19V74L17 73ZM238 70L239 71H243V73H238ZM248 72H247V71ZM15 71V72H14ZM23 71L27 74V76L28 77H30V78H28V79H26V78H24V79H21L20 78V76L23 74ZM30 71H29V73H30ZM162 71V72H161ZM11 72V73H10ZM14 72V73H13ZM245 72V73H244ZM9 73H10V75H9ZM22 73V74H21ZM23 74L24 76L26 75V74ZM247 73H249V74H247ZM13 74H17V76L16 75H14L16 78H17V81H16V79H15V82H13L14 83V85L16 84V85H18L17 83H20V81L21 82H23L22 83V85H23V87H24V84H25V82L27 81V83L29 82V83H31L32 84V82H36L35 80L37 79V82L38 81H40V80H42V84L39 82L38 84L39 85H42V87L41 88H38L39 86H37L38 84H33V85H36V87L37 88H35V86H33L35 89H33V87L31 88L29 85L28 86H26V87H28L27 89H29V87L31 88V89H33V90H35L34 92H30L29 90H24V89H22V85H21V83H20V86H21V89H22V91H20L21 89L19 88V90H18V87H16V85H15V87L17 88V89H15V90H13V88H15V87H12V89H11V86H10V88H9V85H10V83L11 82H9L8 80H10V81H12L14 78L12 77V79H11V75H13ZM39 74H37L38 75V77H39ZM47 74H50V73H47ZM242 74V75H241ZM253 76H252V75ZM58 75V76H57ZM87 75H89V76H91V77H89V76H87ZM98 75V74H97ZM230 76V75H232V77L230 76V77H228V76ZM237 75V76H236ZM241 75V76H240ZM59 76H61L60 78H59ZM65 76H66V78H65ZM86 76V77H85ZM258 76V75H257ZM10 77V78H9ZM26 77V76H25ZM95 77H96V79H95ZM168 77H170V76H168ZM236 77H239V78H236ZM244 77H245V79H244ZM2 78V79H1ZM5 78H7V79H5ZM86 78H88V79H86ZM164 78V79H163ZM217 78V79H216ZM222 78V79H221ZM229 78H231V79H229ZM4 79V80H3ZM19 79V80H18ZM71 81H69V80ZM228 79V80H227ZM234 79V80H233ZM252 79V80H251ZM2 80V81H1ZM6 80V81H5ZM46 80V79H45ZM61 80H63V79H61ZM82 80V81H81ZM90 80V81H89ZM100 80V81H99ZM223 80V81H222ZM225 80V81H224ZM239 80H240V82H239ZM256 80V81H255ZM7 82V83H9V85L8 84H5L4 82ZM14 81V80H13ZM60 83H58V82ZM99 81V82H98ZM164 81V82H163ZM220 81V82H219ZM234 83H233V82ZM56 82L61 86V88H59V85H58V87H57V85H56ZM228 83V86H230V87H232L231 89H229V91H228V93H229V96H228V99L229 100H227L228 101V103H227V108H228V106H229V108L228 109H230V113L231 114H233L232 112H234L233 111V109H235V112H237V113H235V114H239V115H237V116H235V114L234 115H232V117H231V119H228V122L230 121V124L229 125H227L228 124V122L226 123L225 122V120H223V118H221L222 117V115L220 116V114H219V111L217 112V109H215V108H219V106H221V104L219 103V100H218V98H212V97H216V95H219V94H221V93H226V91H224L225 89L223 88V83ZM256 82V83H255ZM13 83H11V84H13ZM28 83V84H29ZM92 83V84H91ZM237 83V84H236ZM246 83H247V85H246ZM255 83V84H254ZM261 83H262V85H261ZM44 84H46V86L44 87L43 85ZM49 84V85H48ZM67 84V85H66ZM90 84V85H89ZM231 84H233V85H231ZM240 86H239V85ZM244 84V85H243ZM251 84H252V86H251ZM257 84V85H256ZM83 85H84V87H83ZM93 85V86H92ZM218 85V86H217ZM222 87H221V86ZM235 85V86H234ZM19 86V87H20ZM76 86H77V88H76ZM207 86L209 87V88H207ZM212 86V87H211ZM237 86V87H236ZM244 86L246 87L245 89H242L241 87H243L244 88ZM48 87V88H47ZM58 89H57V88ZM75 87V88H74ZM248 87V88H247ZM252 87V88H251ZM25 88V87H24ZM42 88H43V93H44V96H45V94L46 93H49L50 91L49 90H51V92H50V94H46L47 95V100L49 101L50 99H52L51 101L53 102H51L52 104H49V106H51V107H55V108H53V110L56 112H60V109L62 110L61 111V113H59V118L57 119V117L53 120V122H52V120L47 116V114H45L46 113V111L48 112H50L51 111V107H48L47 108V105L44 107V109L46 108V111H43V105L44 104H48V103H43L44 101H46V100H43V94L42 93H39L38 94V96H36L37 95V93L38 92H40V91H37V89H40L41 90V92H42ZM44 88L46 89V90H44ZM55 88H56V90H55ZM63 88H64V90H65V88H66V92L63 90ZM68 88V89H67ZM75 90H73V89ZM86 88V87H85ZM215 88V89H214ZM241 88V89H240ZM251 88V89H250ZM255 88V89H254ZM53 89V90H52ZM61 89V90H60ZM95 89H96V87H95ZM96 89V90H97ZM58 90V92H60L59 93V95H57L58 94V92L57 93H55L54 94V92L55 91H57ZM62 90H63V92H65V93H63L62 92ZM213 91L214 93L212 94V92H210V91ZM240 90H243L242 92L240 91ZM21 92V93H24V92H27V93H31V95H30V93H29V96L31 97H33V98H30L29 96H28V94L27 93H24V94H27V95H25L26 97H27V99H28V101H29V99L31 100V99H33V100H31V101H29V103L31 102V103H33L34 102V100H36L37 101V98L36 97H39V95L40 94H42V96H40L39 98H42V103L43 104H39V100H41V99H38V104L36 103V104H33L32 106H35V109H34V107L31 109V110H34L35 112H36V107L38 108L39 106H41V107H39V108H41L42 110L38 113V115H35L36 113L34 112H32L31 110H30V112H28L27 110H29V107L31 106V103L30 104H28L29 106H27L26 104L28 103V102H26V101H24V102H26V103H23V107H24V109H23V112L20 110V108H21V103H22V101H18V100H20V99H18L17 97V101L15 102V99H13V96L14 95H16V94H18V92ZM24 91V92H23ZM53 91V92H52ZM73 92V94L75 95H77L78 97H73L74 95H72L71 93ZM78 91V92H77ZM195 91H196V93H195ZM224 91V92H223ZM255 91V92H254ZM9 92V93H8ZM16 94H15V93ZM69 92V93H68ZM216 92H219L218 94L216 93ZM241 94H240V93ZM51 93L53 94V95H51ZM193 93H194V95H193ZM201 93V94H200ZM216 93V94H215ZM243 93V94H242ZM245 93V94H244ZM60 94H62V95H70V96H66V97H64V96H62L61 95V98H63V99H60ZM199 94L202 96V98L203 99H200V97H199ZM215 94V95H214ZM233 94V95H232ZM236 94H238V95H236ZM248 94V95H247ZM251 96H250V95ZM13 95V96H12ZM19 95H20V98H21V96H22V100H24V99H26V98H23L24 96H23V94H20L19 93ZM49 95H51V96H49ZM55 95L56 96H58L57 98L58 99H60L59 101L57 100V99H55L56 97H55ZM105 95V93H103L102 92V94H101V96H104ZM240 95H244L243 97L242 96H240ZM247 95V96H246ZM9 96H12V102L14 103L15 102V104H10L9 103V101H8V99L11 101V97H9ZM49 96V97H48ZM72 96V97H71ZM196 96V97H195ZM212 96V97H211ZM234 96V97H233ZM238 97V99H239V101H238V99H237V97ZM46 97V96H45ZM54 97V98H53ZM82 97V98H81ZM159 97V96H158ZM190 97V98H189ZM194 98V99H192V98ZM199 97V98H198ZM231 97H232V103L230 102V100H231ZM250 97H252V98H250ZM15 98V97H14ZM36 98V99H35ZM75 98H80V99H75ZM151 98H153V99H151ZM150 98V100H151V103L152 102H154V99L156 98V96H152ZM210 98V99H209ZM234 98V99H233ZM243 98V99H242ZM26 99V100H27ZM53 99H55V100H53ZM93 99V100H92ZM95 99V100H94ZM136 99H137V101H136ZM134 101H136L137 103H140L141 101H142V99H143V97L142 98H140L139 97V101H138V98H136ZM140 99H141V101H140ZM159 100H160V98H158ZM188 99H189V101H188ZM14 100V101H13ZM92 100V101H91ZM150 100H149V102H150ZM153 100V101H152ZM156 101H155V103H152V104H154V106H157V104H156V102L158 103L159 101H157V99H155ZM203 100V101H202ZM33 101V102H32ZM47 101V102H48ZM55 101V102H54ZM58 101V102H57ZM61 101H63V102H61ZM67 101V102H66ZM211 101V102H210ZM218 102V104H217V102ZM236 101H238L239 102V105H241V106H239L238 105V103L236 102ZM17 102H19V103H17ZM41 102V101H40ZM65 102V103H64ZM90 102L91 103H93V104H91L90 105ZM190 104H189V103ZM197 102V103H196ZM209 102V103H208ZM251 102V103H250ZM17 103V104H16ZM49 103H50V101H49ZM57 103H60V105H58ZM64 103V104H63ZM67 103V104H66ZM118 103V104H117ZM136 103V104H137ZM204 104V105H202V104ZM231 103V104H230ZM237 103V104H236ZM243 103V104H242ZM63 104V105H62ZM111 104L114 106H111ZM127 107L129 108V106L131 107V110H133L134 109V106H131V105H135V103L133 104V102H132V104H131V102L130 103H128L127 102ZM210 104V105H209ZM232 104H233V106H232ZM13 105H14V107L15 108H13ZM26 105V106H25ZM57 105V106H56ZM66 105H68L67 106V108L70 110V112H68L69 110L66 108ZM93 105V106H92ZM138 105V104H137ZM167 104H165L164 103V106H166ZM198 107V109L196 108V106ZM201 105V106H200ZM211 105H212V107H211ZM219 105V106H218ZM247 105V106H246ZM251 105V106H250ZM255 105L257 106L256 108H258V109H260V107L262 108V109H260V110H257L256 108H254L255 107ZM5 106V107H4ZM60 106V107H59ZM111 108H110V107ZM189 106H191L192 108L194 107V109H192V108H190ZM207 106V107H206ZM246 106V107H245ZM254 106V107H253ZM20 107V108H19ZM28 107V109H26ZM56 107L58 108L59 107V109L58 110H56ZM62 107V108H61ZM91 107V108H90ZM103 109H102V108ZM105 107V108H104ZM215 107V108H214ZM224 107H226L225 105H224ZM232 107H233V109H232ZM235 107V108H234ZM6 108V109H5ZM9 108V109H8ZM14 109V111H13V109ZM18 108H19V110H18ZM98 109L97 111L95 110V109ZM113 108V109H112ZM133 108V109H132ZM184 108V109H183ZM186 108V109H185ZM190 108V109H189ZM203 109V110H201V109ZM205 108H207V109H205ZM248 110H247V109ZM47 109H50V110H47ZM66 110V112L64 111V110ZM89 109V110H88ZM90 109H93V111L91 110L90 111ZM115 109V110H114ZM210 109V111H208ZM212 109H214V110H212ZM236 109H237V111H236ZM241 110L242 112H247L246 113V117H245V113H240V112H238V110ZM245 111H244V110ZM255 109H256V111H255ZM19 111V113H20V115L18 114V112L17 113H15V111ZM28 112V114L26 113V111ZM86 110V111H85ZM95 110V111H94ZM101 112H100V111ZM186 110V111H185ZM190 110V111H189ZM192 110H194V111H192ZM208 112H207V111ZM211 110H212V112H211ZM249 110H251V112L253 111V112H255L256 114H257V116H259V118L257 117V116H255L253 113H251ZM11 111V112H10ZM25 111V112H24ZM63 111H64V113H63ZM89 111H90V113H89ZM191 111H192V113H191ZM201 111V112H200ZM216 113H215V112ZM258 111V112H257ZM10 112V113H9ZM36 116V118H35V116H34V118H33V116H29V113L32 115V113ZM38 112V111H37ZM45 112V113H44ZM53 111H51L49 114L51 115V117H52V119H53V116H52V113ZM88 112V113H87ZM97 112V113H96ZM104 114H103V113ZM187 112H189V113H187ZM248 112H250L251 113V116H252V119H250L251 118V116L249 115V113ZM261 112V113H260ZM13 113V114H12ZM21 113L22 114H27L26 116H24L23 115V117L24 118H22L21 119ZM58 113H54L55 115L54 116H56ZM92 113H94L93 115H91ZM102 114L103 116H101V118H99V114ZM204 113H205V115H204ZM213 113L215 114V115H213ZM10 114V115H9ZM44 114H45V116H46V119H47V117L49 118V120L47 119H45L46 121H49V123L48 122H46L45 120H44ZM66 114V115H65ZM71 114V115H70ZM185 114V115H184ZM187 114H188V116H187ZM199 114V115H198ZM211 114V115H210ZM219 114V115H218ZM240 114H242L241 116H240ZM261 114V115H260ZM68 115H70L69 117H66V116H68ZM85 115V116H84ZM96 115H99L98 117H97V119L95 118L96 117ZM139 114H137V117H143V116H138ZM191 115V116H190ZM206 115H208L207 117L208 118H206ZM218 115V116H217ZM249 115V116H248ZM4 116V117H5ZM89 116V117H88ZM92 116V117H91ZM94 116V117H93ZM194 116V117H193ZM212 116V117H211ZM240 116V117H239ZM248 116V117H247ZM6 117H5V119H6ZM16 117V118H15ZM25 117H29V121L28 120H26V118ZM40 117V118H39ZM43 117V118H42ZM66 117V118H65ZM105 118H106V116H104ZM187 117V118H186ZM199 117V118H200ZM217 117V118H216ZM239 117V119H236V118H238ZM262 117V118H261ZM31 118L35 121L36 119V122L38 123V125L40 124V126H39V130L41 131V129H42V132L41 133H37V132H40V131H38V125L36 124V122H34V121H32V123H30V124H33L34 125V123L36 124V127L35 128H33V125H31L32 126V129H36V130H32L31 128V130H29L28 128H29V124H27L28 126H26V128H25V124L26 123H29V122H31ZM45 121V123H46V126H45V124H44V121L42 120V119ZM67 118H69V120L71 121H69V120H67ZM79 118V120L77 121V119ZM94 118H95V120H94ZM103 119V121L105 120L106 121V119ZM190 118V119H189ZM197 118V119H196ZM212 118H214V119H212ZM234 118H235V120H234ZM25 121H24V120ZM28 119V118H27ZM39 119H41V120H39ZM64 119V120H63ZM92 119V120H91ZM139 119H142V118H139ZM218 119V120H217ZM223 121H222V120ZM241 119H242V121H241ZM248 119V120H247ZM9 120V121H10ZM39 120V121H38ZM74 120H76V121H74ZM91 120V121H90ZM97 120V121H96ZM215 120V121H214ZM217 120V121H216ZM234 122H233V121ZM252 122H251V121ZM255 120V121H254ZM260 122H259V121ZM20 121V122H19ZM61 121H62V124H63V126L61 127ZM63 121H65V122H63ZM93 121V122H92ZM95 121H96V123H95ZM210 121V122H209ZM247 122V124H246V122ZM254 121V122H253ZM13 122V123H12ZM26 122V123H25ZM56 122H57V125L59 126L60 125V127L62 128H60V127H57V128H59V129H57L56 127H55V124H56ZM70 122V123H69ZM75 122H77L76 123V125H75ZM87 122V123H86ZM102 122V123H101ZM141 122V121H140ZM177 122V123H176ZM214 122V123H213ZM222 122V123H221ZM232 122V123H231ZM237 122V124H235ZM244 122V123H243ZM255 122H257V123H255ZM263 122V123H262ZM15 123V124H14ZM44 125H42V124ZM53 123V125L54 126H49L50 124H52ZM72 123V125H70ZM92 123H93V125H92ZM158 123V124H157ZM208 123V124H207ZM224 123V124H223ZM240 123V124H239ZM252 123H255L256 125L254 126V124H252ZM64 124H65V126H64ZM78 124V125H77ZM88 124V125H87ZM97 126H96V125ZM102 124V125H101ZM198 124H199V122H198ZM206 124V125H205ZM223 124V125H222ZM251 124V125H250ZM1 126L3 125V124H0ZM13 125H15L17 128H15V126H14V128H13ZM74 125H75V128H76V126H77V128H79V129H75L74 128ZM81 125V126H80ZM83 125V126H82ZM98 125H99V127H98ZM101 125V126H100ZM143 125V124H142ZM142 125L140 126V127H142ZM221 125V126H220ZM240 125V126H239ZM245 125V126H244ZM249 127H248V126ZM1 126H0V131H1ZM30 126V127H31ZM50 127V129H49V127ZM68 126H70V129H68L69 127ZM72 126V127H71ZM84 126H85V128H84ZM95 128H93V127ZM148 126V127H149ZM214 126V127H213ZM230 126V127H229ZM46 127V128H45ZM67 127V128H66ZM81 127H82V131L85 133L86 132V135L85 134H82V133H80L79 134V132H82L81 131ZM88 127V128H87ZM96 127H98L97 129H96ZM105 127H108V125L106 124L105 125ZM144 127V126H143ZM146 127H147V125L145 126V128L144 129H146ZM155 127V128H154ZM186 127H187V129H186ZM200 127V128H199ZM202 127V128H201ZM223 127V128H222ZM244 127V128H243ZM2 128V129H3ZM22 128V129H23ZM46 129V131H47V128H48V133L45 131V129ZM56 128V129H55ZM103 128V127H102ZM101 128V129H102ZM185 128V129H184ZM190 128V130H192V131H194V132H192V131H188V129ZM199 128V129H198ZM208 128V130H206ZM12 129V130H11ZM55 129V130H54ZM60 129H61V131H60ZM86 129V130H85ZM150 129V128H149ZM170 129H172V130H170ZM204 129V130H203ZM211 129H212V131H211ZM224 129V130H223ZM230 129V130H229ZM245 129V130H244ZM262 129V130H261ZM51 132H50V131ZM85 130V131H84ZM175 130V131H174ZM187 130V131H186ZM197 132H196V131ZM202 130V131H201ZM214 130H216V131H214ZM229 130V131H228ZM256 130H258V131H256ZM29 131H30V133H29ZM45 131V132H44ZM155 131H157V132H155ZM177 131H179V132H181L182 134L181 135H183L182 137H180L179 135H180V133H179V135L177 136V134H178V132ZM184 131V132H183ZM201 131V132H200ZM207 131V132H206ZM221 131V132H220ZM254 131V132H253ZM256 131V132H255ZM25 132V133H26ZM43 132H44V134L45 135H43ZM59 132L61 133V134H59ZM78 132V133H77ZM96 132V133H95ZM167 132V133H166ZM174 132V133H173ZM177 132V133H176ZM185 132H187V134L185 133ZM223 132V133H222ZM252 132V133H251ZM2 132H0V134H1ZM37 133V134H36ZM71 133V134H72ZM75 133H77V134H79V135H76ZM197 133V134H196ZM6 133H4V135H3V133H2V135H3V137H2V135H0L1 136V139L2 138H4L5 137V139H3L2 141H1V139H0V141H1V143L3 142V144L7 141L8 143L7 144H9V142L11 141V140H9L8 141V139H6V135H7V138H9L8 136H9V133L7 132V134L5 135ZM10 134H12L11 132H10ZM15 134V135H16ZM40 135V137H41V134H42V138H40V137H38L39 135ZM71 134H70V137H71ZM173 134V135H172ZM189 134V135H188ZM195 134V135H194ZM24 135V136H23ZM36 135V136H35ZM38 135V136H37ZM55 135V134H54ZM76 135V136H75ZM189 136V138H188V136ZM203 135V136H202ZM211 135H212V137H211ZM11 136V135H10ZM13 136H14V134H13ZM12 136V137H13ZM36 137V139H37V137H38V139L36 140L35 139V137ZM89 135H87V137H88ZM187 136V137H186ZM206 136V137H205ZM12 137H10V139H12ZM65 137V136H64ZM147 136L145 135V138H146ZM170 137H173V138H170ZM210 137V138H209ZM14 138H15V136L13 137V141H14ZM17 138H15V139H17ZM148 138V137H147ZM164 138H167V139H164ZM180 138V139H179ZM182 138V139H181ZM215 138V139H214ZM82 139H84L83 137H82ZM87 139V138H86ZM83 140V142L85 141L86 143H84L83 144V142L80 140L79 142L81 143L82 142V146H81V144H80V146L81 147H85L84 148V150L85 149H88L90 146H95L96 145V143L94 142V144L92 145L91 143V140L92 139H90V141H89V137H88V140ZM154 139V140H153ZM155 139H157L156 141H155ZM177 139H179L178 141H177V143H176V140ZM217 139V140H216ZM258 139V140H257ZM4 140H6L5 142H4ZM18 141L17 142H19V139H17ZM180 140H181V142H180ZM182 140H183V142H182ZM12 141V142H13ZM31 141H30V143L29 144H32L33 145V142L31 143ZM77 141V142H76ZM88 141V142H87ZM153 141V142H152ZM158 141H159V143H160V145H159V143H158ZM165 141V142H164ZM167 141H169V142H167ZM174 141V142H173ZM186 141V142H185ZM201 141V142H200ZM16 142V140L14 141V143ZM16 142V143H17ZM78 142V143H79ZM151 142H152V145H151ZM156 142V143H155ZM178 142H180V143H178ZM220 142V143H219ZM13 143V144H14ZM71 143H72V145H71ZM74 143V144H73ZM87 143H88V145H87ZM105 143H107V142H105ZM105 143H104V145H105ZM163 143V144H162ZM164 143H166L167 145H165ZM171 143L173 144V145H171ZM176 143V144H175ZM181 143H183L182 145H181ZM200 143V144H199ZM212 143V144H211ZM3 144L2 145H0V150L2 151L3 149H6V147H7V145L6 146H3ZM11 144V143H10ZM12 144V145H13ZM28 144V143H27ZM90 144V145H89ZM151 146H150V145ZM156 144V145H155ZM180 144V145H179ZM185 144H189L188 146L187 145H185ZM216 144L218 145V146H216ZM19 145H20V143H19ZM31 145V146H32ZM68 145V146H67ZM79 144H77L76 146H78ZM84 145V146H83ZM137 145V146H136ZM149 145V146H148ZM156 147H155V146ZM158 145V146H157ZM170 145V146H169ZM184 145V146H183ZM2 146V147H1ZM13 146H16V144L15 145H13ZM22 146V145H21ZM20 146V147H21ZM67 146V147H66ZM74 146V147H73ZM98 145H96L95 147H97ZM124 146V147H123ZM120 145L119 143H117V146H116V143H115V148H111V151L113 152V153H115L116 151H121V150H123V148H124V150H126L125 148L127 147V146H129L128 144H125V145ZM148 146V147H147ZM161 146V147H160ZM162 146H164V148H166L167 150H171L172 151V153H173V151H177L179 148H181V149H179L178 151H182V150H184V152H185V150L187 149V151L184 153L183 151V153L179 156V157H177V156H170V154L172 155V153L170 152V151H167V153H165V152H163V151H165L166 149H163V147ZM179 146V147H178ZM191 146H192V152H190L191 150H189L190 148H191ZM205 146H207L206 148H208V149H210L211 151H216V147H222L220 150L223 152V155H222V158L226 155L225 153H224V151H225V149H224V146H225V148L226 149H228V151H231L232 152V159L230 158V160H233V162L234 163H236V166H238V167H243L244 166V170L245 169H249V170H251V168L253 167L254 168V166L252 165V167H251V165H250V162H252V161H249V159H254L253 157H255V159L257 158L258 159V162H257V159H256V162L258 163V164H261L262 165V169L260 168L261 167V165H259L258 166V164H257V167H256V165H255V167L256 168H259V170H258V172H257V170L254 168V170L252 171V174L250 175V171L248 170V173H246L245 171H244V173H246V175L245 176H242V178H241V176H239L240 177V181H239V183H238V181H237V179H235L236 181H237V185H236V183L234 184V182H236L235 180H233L232 182V184H231V182L229 183V185L230 186H232V187H230L227 183V181H229L230 179H232V178H230L229 177V180H226V181H222V183L223 184H219V183H221V178H219L218 177V180H220L219 181V183H218V180L216 181V179H214L215 177L213 176V175H210V176H208L206 173V176H207V178H206V176L204 177V178H202L203 176H204V171L203 170H201V172H200V170L199 169H201V167H202V165L201 164H198V163H202V161H203V163H205V162H207V161H210V162H212V160L211 159H213V160H215L216 161V159H214V158H209V157H213L212 155H208V157L207 156H205L206 158H204L203 156L205 155V152H204V149H203V147ZM213 146V147H212ZM3 147H5V148H3ZM9 147V146H8ZM7 147V148H8ZM11 147V146H10ZM9 147V148H10ZM22 147H25L26 149H28V147L26 146V144L25 145H23ZM33 147V146H32ZM119 147V148H118ZM121 147H122V149H121ZM153 147V149H151ZM157 147H160V148H162L163 149V154L162 155H160L161 153H160V150H157V149H160V148H157ZM182 147H183V149H182ZM189 147V148H188ZM199 147H201V149L199 148ZM212 147V148H211ZM216 149H215V148ZM228 147V148H227ZM2 148V149H1ZM17 150L20 152L21 151V148L19 149V147H18V144H17ZM70 150H69V149ZM177 148V149H176ZM229 148H231V150L229 149ZM235 148H236V150H235ZM12 149H13V152H14V149L15 148H13L12 147ZM12 149H7V150H3V153L5 152V151H7V152H5V153H8V154H10L11 153V151H12ZM78 150L80 149V147L78 146V148H77ZM82 149V148H81ZM80 149V150H81ZM199 149V150H198ZM213 149V150H212ZM218 149V153L220 152L221 153V151ZM66 150H67V152H66ZM73 150V151H72ZM77 150V151H78ZM116 150V151H115ZM159 151V152H157V151ZM233 150V151H232ZM16 151V150H15ZM81 151H83V150H81ZM127 151H128V147H127ZM126 151V152H127ZM153 151V152H152ZM189 151V152H188ZM201 151V152H200ZM239 151V152H238ZM12 152V153H13ZM142 152V153H141ZM145 152H146V154H145ZM189 154H188V153ZM196 152H199V153H196ZM243 152H245V153H243ZM251 152V153H250ZM16 153H17V151H16ZM69 153V154H68ZM135 153V154H134ZM160 153V154H159ZM164 153H165V155H169L170 157H168L167 158V160H166V157H163V155H164ZM118 154V153H117ZM195 154H196V156H195ZM225 154V155H224ZM236 154V155H235ZM244 154H247V155H244L245 156V160L247 161V159H248V161L247 162H245V161H243L244 160V157H242ZM164 155V156H165ZM198 155V156H197ZM207 155V154H206ZM242 155V156H241ZM254 155V156H253ZM137 156V157H136ZM141 156H143V157H141ZM191 156V157H190ZM194 158H193V157ZM200 156V157H199ZM241 156V157H240ZM249 156V157H248ZM258 156H259V158H260V156L263 158V160H262V158H258ZM19 157H20V159H21V155H19ZM139 157H140V159H139ZM152 157V158H151ZM161 157H163V158H160ZM174 157H176V158H174ZM189 159H188V158ZM199 157V158H198ZM204 158L203 160H202V158ZM229 157V156H228ZM231 157V156H230ZM251 157V158H250ZM149 158V159H148ZM157 160H156V159ZM171 158V159H170ZM178 158V159H177ZM185 158V159H184ZM201 158V159H200ZM235 158V159H234ZM237 158H238V161H237ZM59 159L60 158H56L55 160H54V162L56 161V162H58L59 161ZM136 159V160H135ZM145 160V162H144V160ZM159 159V160H158ZM181 159V160H180ZM208 159V160H207ZM223 159H225V158H223ZM132 160V161H131ZM140 160H142V161H140ZM148 160V161H147ZM149 160H151V161H149ZM179 160H180V162H179ZM185 160V161H184ZM202 160V161H201ZM19 161H21V160H19ZM139 161H140V163H139ZM162 161V162H161ZM170 161V162H169ZM190 161V162H189ZM197 161V162H196ZM201 161V162H200ZM245 163V164H243V162ZM263 163H261V162ZM54 162L53 161H48V162H46L45 163V169H43V171L42 170H40V171H38V169H37V171L35 170V172H33V176L36 174V177L35 178H37L39 175H40V180H38L37 181V184H40V186L42 185V186H44V187H48L49 186V184H48V182L50 183V184H55L54 183V181L52 180V178H53V176L55 175L54 174V172L56 171V170H54V169H57V166L54 164ZM131 162V163H130ZM136 162V163H135ZM167 162H169L168 164H167ZM182 162V163H181ZM184 162V163H183ZM214 162V161H213ZM212 162V163H213ZM227 162H229V159L227 160ZM238 162V163H237ZM242 162V163H241ZM255 162V160L251 163V164H253ZM137 163H139V164H145V165H139V166H136L135 167V165H137ZM158 165H157V164ZM160 163L162 164L163 163V165H160ZM178 163V164H177ZM181 163V164H180ZM191 163V164H190ZM197 163V164H196ZM212 163H206L207 165L206 166H208V165H210L209 167L211 168V169H214L216 166H215V164H216V162H215V164H212ZM230 163V162H229ZM21 164V163H20ZM20 164L19 165H17V166H15V168H20ZM22 164H24V163H22ZM28 163L27 162H25V164L24 165H21V169L22 168H24L23 169V171L26 169V168H28V167H25L26 165H27ZM66 164V163H65ZM64 164V165H65ZM133 166V168H132V166ZM167 164V165H166ZM173 166H172V165ZM189 164V165H188ZM214 166H212V165ZM228 164V163H227ZM243 166H242V165ZM256 164V163H255ZM154 165V166H153ZM180 165L182 166L181 168H180ZM201 165V166H200ZM246 165V166H245ZM250 165V166H249ZM66 167H69L70 165H68L67 166V164L65 165ZM65 166H63V170H64V167ZM131 167V168H129V167ZM143 167L142 168V170H141V167ZM158 167V169L159 168H161L160 166H163V169L165 170V172H166V175L165 174H163L162 172H161V176H160V171L162 170V168L161 169H159V170H156L157 169V167ZM177 166V167H176ZM179 166V167H178ZM187 166H188V169H187ZM197 166H198V168H197ZM200 166V167H199ZM249 166V167H248ZM55 167V168H54ZM62 167V166H61ZM65 167V169H66V171H69L70 170V167H69V169L68 168H66ZM140 167V168H139ZM150 167V168H149ZM153 167H156L155 169L153 168ZM171 167H172V169H171ZM251 167V168H250ZM14 167H12V168H10L11 170L9 171V172H6L5 174L6 175H3V177L2 178H4V179H2V182H3V180L5 181V180H10V175H11V177H12V179L13 178H15L16 176V174H17V172L19 173V171H21V170H12ZM14 168V169H15ZM59 168V167H58ZM152 168H153V170H152ZM166 168H168V172L166 171L167 169ZM182 168H183V170H182ZM205 168V167H204ZM252 168V169H253ZM29 169H30V167H29ZM29 169H26L24 172H23V174H22V171H21V173L19 174V176L21 175L22 176V178L24 179V177L23 176H25V178L27 177L26 176V172H27V170H29ZM60 169V168H59ZM62 169V168H61ZM68 169V170H67ZM137 169H139V170H137ZM149 169H151V170H149ZM177 169V170H176ZM194 169H196V170H199V172L198 171H196V170H194ZM211 169H209V170H211ZM45 170V171H44ZM185 170H187L188 171V173H190V174H188V173H185V174H182V172L184 173L185 172ZM261 170H262V172H261ZM13 171V172H12ZM112 171H114V169L113 170H111L110 172H107L108 174L109 173H111ZM163 171V170H162ZM171 171H172V174H171ZM177 171V174L175 173ZM178 171H181V172H178ZM186 171V172H187ZM255 171V172H254ZM16 172V174L14 175V173ZM148 172H150L149 174H148ZM155 172V174H156V176L154 175V174H152V173H154ZM159 172V173H158ZM254 172V173H253ZM260 172V173H259ZM13 173V174H12ZM56 173V172H55ZM106 172H105V179L107 178V176H108V174H107ZM122 173V172H121ZM131 173V174H132ZM140 173V172H139ZM196 173H198V174H196ZM256 173V174H255ZM257 173H258V176H257V178H256V176L255 175H257ZM38 174V175H37ZM51 174H54V175H52L51 176ZM106 174H107V176H106ZM144 174V175H143ZM151 174H152V176H151ZM169 174V175H168ZM176 174V175H175ZM179 174V175H178ZM195 174V175H194ZM199 174H200V177H198L199 176ZM203 176H202V175ZM249 174V175H248ZM261 174V175H260ZM9 176V177H6V176ZM12 175H14L15 177H13ZM31 175V176H32ZM103 175H104V173H103ZM103 175H102V178H103ZM138 174H136V176H137ZM153 175H154V177H153ZM172 175V176H171ZM174 175H175V178H174ZM178 175V176H177ZM182 175H184L183 177H187V175H189L188 176V179L186 178H183L182 177ZM215 175V174H214ZM244 175V174H243ZM260 175V176H259ZM18 176V178L20 179V177ZM51 176V177H50ZM149 176H151L150 178H148ZM159 176H160V178L161 179H163V182H161L162 180L161 179H159ZM170 178H168V177ZM196 176V177H195ZM202 176V177H201ZM248 176V177H247ZM251 176V178H249ZM5 177L6 178H8V179H5ZM29 177V176H28ZM139 177V178H140ZM147 177V178H146ZM155 177H158V178H156V180H155ZM180 179H179V178ZM208 177H210V178H208ZM243 177H247V178H249V179H245V180H243ZM17 178V177H16ZM17 178V179H18ZM43 178V179H42ZM49 178H51V179H49ZM151 178H153V179H151ZM164 178H165V180H164ZM217 178V177H216ZM254 178V179H253ZM260 178V179H259ZM38 179V178H37ZM141 179H139V180H141ZM146 179H148V180H146ZM149 179H150V181H149ZM157 179H159L160 181H157ZM193 179V180H192ZM202 179H204V180H202ZM207 179H208V181H207ZM234 179V178H233ZM242 179V180H241ZM251 179V180H250ZM51 180V181H50ZM136 180V179H135ZM134 180V181H135ZM178 180V181H177ZM185 180V181H184ZM186 180H187V183H184V182H186ZM238 180H239V178H238ZM253 180H255L256 182L257 181H259V183L257 184L255 181H253ZM154 181V182H153ZM167 181L169 182L170 181V183H167ZM177 181V182H176ZM192 181H194V182H192ZM203 181V182H202ZM207 181V182H206ZM243 181V183L242 184H240L241 182ZM244 181H246V183L244 182ZM248 181H250V182H248ZM40 182H43V183H46V184H48V185H45V184H41ZM155 182H157V183H155ZM181 182V183H180ZM192 182V183H191ZM224 182H226V185L224 186ZM261 182V183H260ZM148 183V184H147ZM159 183H161V184H159ZM164 185H163V184ZM189 183V184H188ZM198 185H197V184ZM201 183L203 184V187H202V185H201ZM205 183H207V184H205ZM211 183V184H210ZM213 183H214V186H213V188H212V185H213ZM256 183V184H255ZM263 183V184H262ZM150 184V185H149ZM156 184V185H155ZM159 184V185H158ZM179 184H180V187H179ZM207 186V188H206V186ZM260 184V185H259ZM194 185V186H193ZM201 186V188L203 189V191H207L206 192V194H208V195H206L205 193H204V195H203V191L201 190V188H200V186ZM210 185V186H209ZM217 185H218V187H217ZM223 185V189H222V186ZM254 185V186H253ZM39 186V185H38ZM161 186V187H162ZM182 186V187H181ZM189 186V187H188ZM220 186V187H219ZM227 186V187H226ZM229 186V187H228ZM257 186V187H256ZM153 187V188H152ZM199 187V188H198ZM205 187V188H204ZM210 187V189H208ZM215 187H217V188H215ZM256 187V188H255ZM262 187V188H261ZM148 188V187H147ZM218 188H219V190H218ZM225 188V189H224ZM234 188H236L235 190H233ZM122 189V188H121ZM176 189H178V190H176ZM198 189H200V190H198ZM205 189V190H204ZM208 189V190H207ZM212 189V190H211ZM215 189V190H214ZM220 189L222 190L221 191V193L222 192H227V194H226V197L228 198V196H229V198H230V196H231V198H230V200H229V204H228V202H226L225 203V201H228V199L225 197V195L224 194H222L221 196H220ZM261 189V190H260ZM68 189H66V191H67ZM149 190V191H148ZM150 190H151V193H150ZM194 190V191H193ZM217 190H218V192H217ZM230 190V191H229ZM238 190V191H237ZM243 190V191H242ZM183 191V192H182ZM213 191H216V192H213ZM234 193H233V192ZM174 192H176V193H174ZM180 192H181V194H180ZM199 194H198V193ZM209 192H211V194L209 193ZM249 192H251V193H249ZM255 192V193H254ZM195 193V194H194ZM197 193V194H196ZM214 193H217V194H219L217 197L215 196L216 194H214ZM11 194V193H10ZM9 194V195H10ZM114 194V193H113ZM189 194V195H188ZM209 194H210V199H209ZM229 194V195H228ZM240 194V195H239ZM245 194H247V195H245ZM14 195H16V197L17 196H21V193L20 194H14ZM174 195V196H175ZM212 195V196H211ZM224 195V196H223ZM228 195V196H227ZM244 195V196H243ZM258 195V196H257ZM5 196H8V193L5 195ZM11 196H13L12 194L10 195V197L8 196V197H6V199H5V197H4V202H2V204L4 203V209H7V207H8V209L9 208H12L13 207V204H12V201L10 200L12 197ZM183 196V197H184ZM216 198H215V197ZM223 196V197H222ZM245 196H247V197H249L250 198V200H249V198H244ZM191 197V198H192ZM196 197V198H197ZM203 197H207V199H209L208 201H206L207 199L206 198H204L203 199ZM213 197V198H212ZM221 197V198H220ZM261 197V198H260ZM7 198H10L9 199V201L10 202H7L8 200H7ZM65 198H67V196L65 197ZM218 198V200H217V202H216V199ZM235 198V199H234ZM252 198V199H251ZM203 199V200H202ZM215 199V200H214ZM220 199V200H219ZM226 199V200H225ZM234 199V200H233ZM238 199V200H237ZM263 199V200H262ZM7 200V201H6ZM13 200V199H12ZM215 202H214V201ZM223 200V201H222ZM236 200V201H235ZM247 200H248V202H247ZM5 201L8 203V205H7V203H6V205H7V207H6V205H5ZM219 201H221V203H219ZM250 201V202H249ZM252 202V203H251ZM255 202V203H254ZM257 202H258V204H257ZM215 205H214V204ZM224 203V204H223ZM12 204V205H11ZM172 205H175L176 203H171ZM171 204H169V207L167 206H165V208L167 209H170L171 208ZM208 204V205H209ZM228 204V205H227ZM233 204V205H232ZM189 205V204H188ZM229 206V207H228ZM231 206H232V208H231ZM239 207H240V209H242V207H243V209L242 210H240L239 209ZM253 207H256V208H253ZM164 208V211L166 210ZM227 209V210H226ZM236 209V210H235ZM237 209H239V210H237ZM263 209V210H262ZM78 211H80V210H78ZM168 211V210H167ZM245 211V210H244ZM252 211V212H251ZM223 212V211H222ZM227 212V213H228ZM258 212L256 213L255 212V214H257L258 215ZM233 214V213H232ZM247 214H249V212H247ZM250 214V215H251ZM259 215H261L260 216V218H262V219H264V214L263 213H259ZM140 216H142V215H138V218H136V219H134V221H135V224L137 225V227L139 228L140 227V225H149L150 224V221H148V219L146 220V218H143V216H142V218L140 217ZM249 215H247V217H248ZM249 217H251V219L249 218V220L247 221L246 220V222L244 221V220H242V222H240V221H238L239 222V224L240 225H238V222L237 221H233L232 220V222L231 223H233L234 224V222H235V226H233V228H235L236 226H237V228H235V229H229V228H231L232 226H230L229 227V225H231V224H229L228 225V227L229 228H227V230H226V228H224L226 231H227V233L226 234H228V236L227 235H225V236H227L228 237V239H229V235H230V233H231V235L233 234V235H235L234 237H233V235L232 236H230V237H233V238H230L231 240L232 239H234V238H236L237 240H234V241H236V242H238L237 244L239 245V251H238V253H235V254H233V253H231V254H229L230 256H231V259L230 260H232L231 262H237V261H239V263L241 262V260H242V262H241V264L243 263V262H245L246 263V261L247 260H252L250 263H253V261H260L262 264H264V220H262V219H260V220H262V223H258L257 221H251L253 218H252V216H249ZM247 219V218H246ZM136 220H138V221H136ZM142 220H144V221H142ZM221 222H223V221H221ZM245 222V223H244ZM254 222V223H253ZM220 223V222H219ZM242 223V224H241ZM256 223V224H255ZM140 224V225H139ZM221 224V223H220ZM225 224V223H224ZM224 224H222L223 226H224ZM258 224V225H257ZM263 225V226H262ZM261 226V227H260ZM229 229V230H228ZM229 231V232H228ZM235 231H238V232H236V234L234 233ZM239 233V234H238ZM213 237H215V236H208V237H204L203 239H202V241H208V240H211V241H217V239H218V237H215V238H213ZM223 239H225V238H223ZM219 240H221V239H219ZM229 241V240H228ZM240 242V243H239ZM121 243V242H120ZM120 243H119V247L121 246V245H123V244H121L120 245ZM258 251V252H257ZM262 253L263 255V257L261 256V254H260V256L262 257V259H261V257H259L260 258V260H258V258L256 257V259H255V254H256V256L258 255L259 256V254L258 253ZM247 254H250L251 255V258H250V255H247ZM247 255V256H246ZM245 256H246V258H247V260H246V258H245ZM252 256L254 257L253 259H255V260H253L252 259ZM243 260H246V261H243ZM238 262H237V264H239ZM245 263H243V264H245ZM248 264H249V261L247 262ZM246 263V264H247ZM260 263V264H261ZM254 264H255V262H254ZM259 264V263H258Z\"/></svg>","mask_w":264,"mask_h":264}]
</instances>
